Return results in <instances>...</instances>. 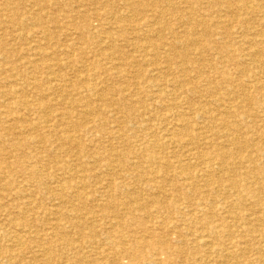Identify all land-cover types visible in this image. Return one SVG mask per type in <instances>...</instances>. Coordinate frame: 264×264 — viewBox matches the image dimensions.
I'll list each match as a JSON object with an SVG mask.
<instances>
[{
    "label": "rangeland",
    "instance_id": "374dc122",
    "mask_svg": "<svg viewBox=\"0 0 264 264\" xmlns=\"http://www.w3.org/2000/svg\"><path fill=\"white\" fill-rule=\"evenodd\" d=\"M136 1L135 0H121V1L120 0H96V2H95V0H92V2H91V0H54L53 2L56 5L47 4V6L44 8L42 6L37 7L36 6V0H0V57L2 58V59L0 58V102H1L0 103V167H1L0 168V170H1L0 171V264H27V263L28 264H42L43 262L46 263V261L49 262V260H50V262L48 264H99V263L100 264H155V263L156 264L157 263H159V264H163V263L164 264H172V263L173 264H176V263L177 264H192V263L193 264H199V263L206 264V261H208L209 264H212V263L215 264V262L218 264H220V263L227 264L226 262L229 263L230 259H231V262L229 264H233V263H235V264L236 263L237 264H241V263L247 264L249 262H250V264H255V263L264 264V259H262V258H264V256L260 257L261 254L264 255V245H262V244H264V238H262V241L260 238V237H264V232H261V231H264V218L261 217L262 215H259L260 213L264 214V201H262V199H264V198H262V197H264V190H262V189H264V180H262L261 182L259 181L261 179H264V177H262V176H264V175H262V174H264V171H262V170H264V167H262V166H264V161H261V160H264V146H262V145H264V116H262V115H264V103H262V102H264V88H262V86H264V79H262V78H264V77L261 76V75H264V74H262V73H264V70H262V69L260 70V68H264V66H262V65H264V62H262V61H264V54H262V53H264V20H262V19H264V0H261V1L260 0H221V1L220 0H206V1L205 0H179V1L178 0H173V1L172 0H163V1L162 0H136ZM212 1H214V3ZM217 1H218V3H217ZM233 1H234V3H233ZM242 1H243V4H242ZM256 1L259 4H257ZM235 2H236V4H235ZM201 3H202V5H201ZM239 3H241V5H239ZM171 4L175 5V11L176 12H167L170 10L169 8H170ZM198 4H200V5H198ZM214 4H215V6H214ZM247 4L252 6V9H253V10H251L252 13L246 12L244 9H242V5H247ZM127 5H128V7H127ZM258 5H260V6H258ZM139 6H141V7H139ZM178 8H179V10H178ZM206 8H207V10H206ZM217 8H219V11ZM234 8L236 9V11H234L235 10ZM146 9H147L148 13L145 12ZM132 10H133V12H132ZM158 10L159 11L160 10L165 11V15H164L165 17H163L164 23L162 22L163 27L155 25V23H157V19H159V15H160L157 13ZM189 10L191 11V13ZM150 11H152V12H150ZM225 11H226V13H225ZM220 12H223V13H220ZM240 12H242L243 14H241ZM217 13H220L221 15L217 14ZM196 14H198V15H196ZM203 14H205V15L207 14V15L205 16ZM230 14L232 15V17L230 16ZM234 14H236V15H234ZM253 14H254V16H253ZM213 15L215 16V18ZM115 16H116V18H115ZM128 16L129 17L131 16V18L128 19L127 18ZM156 16H158V17H156ZM192 16H193V18H192ZM212 16H213V18H212ZM208 17H210V18H208ZM145 18H147V19H145ZM185 18H186V21L184 20ZM255 18H256V20H255ZM131 19H132V21H130ZM152 19L156 22L153 23L154 21H152ZM208 19H209L210 23H208L209 21L206 22ZM229 19L232 21H230ZM196 20H198V21H196ZM248 20H249V22L250 21L251 22L249 23ZM12 22H16L17 25L13 26ZM123 22H124V25H123ZM131 22H132V24H131ZM165 22H167V23H165ZM197 22H199L201 25H198ZM111 23H113V25ZM144 23H146V25L147 24H149V25L146 26ZM216 23L219 24L218 27H217ZM248 23H249V25H248ZM179 24H180V26H179ZM118 25H119V27H118ZM152 26L153 27L156 26L154 28L156 31H154V29L151 28ZM171 26L174 27L176 30L174 28H171ZM139 27H141L142 30H140L141 28H139ZM160 27H161V29H160ZM128 28H129V30H128ZM143 28L144 29L148 28V30L146 29L147 34L145 32L146 30L144 31ZM163 28H165V29H163ZM113 29H115V30H113ZM213 29H215V30H213ZM243 29L246 30V32ZM248 29H249V31H248ZM44 30L46 31V33L43 32ZM95 30L98 32H96ZM111 30H113V31H111ZM105 31H106V33H104ZM115 31H117V32L120 31L121 33L118 32L119 33L118 34ZM148 31L150 32V35H149ZM170 31H171V33H170ZM192 31H194V32L192 33ZM204 31H206L207 34L210 35V38L203 35ZM211 31H212V33H211ZM100 32H101V34H99ZM141 32H142L143 37L141 35ZM159 32H161V33H159ZM182 32H184V33H182ZM215 33H217L218 36ZM256 33L257 34L260 33L262 35L257 36ZM177 34H178V36H176ZM184 34H186V35H184ZM145 35H147V36H145ZM152 35H154L155 37L154 36L152 37ZM189 35H191V36H189ZM166 36H167V38H166ZM180 36L181 37L183 36V38H181ZM92 37H93V39H92ZM190 37L192 38L194 43L192 42ZM252 37H253V39H252ZM99 38L101 39L100 41H98ZM180 38H181V40H179ZM201 38L202 39L204 38V39L202 40ZM115 39L116 40L118 39V41H116ZM147 39L150 40L151 43ZM183 39H186V40L183 41ZM154 40H155V42H154ZM245 40L248 42L246 43ZM83 41L85 44L83 43ZM103 41H105V42H103ZM106 41L108 44H106ZM174 41H176V42H174ZM243 41H244V44H243ZM249 41H251V43ZM134 42H135V44H134ZM224 42H225V45L227 44L226 46H224ZM229 42H230V44H228ZM123 43L125 44V46ZM152 43L155 45H153ZM249 43H250V46H249ZM105 44H106V46H104ZM114 44H116V45L114 46ZM132 44H134V46ZM160 44H161V48H160ZM179 44H180V46H179ZM193 44H194V46H193ZM210 44H211V46L213 45V47H211ZM233 44L234 45L236 44V46H234ZM146 45L151 47V48L148 47L149 48L148 49ZM190 45H191V47H190ZM165 46H166V49H165ZM208 46H209V48H207ZM256 46H258V47H256ZM123 47H124V49H123ZM142 47L143 48L145 47V49L144 50L141 49ZM241 47H243V48H241ZM116 48H118L119 50ZM153 48L155 50H153ZM98 49H99L100 53L98 52ZM189 49H191L192 51ZM200 49H202V50H200ZM221 49L223 50V52ZM240 49H242V50L244 49V50L241 51ZM124 50H126V51L124 52ZM142 50H143V53L141 52ZM170 50H171V53H170ZM173 50H174V52H173ZM165 51H167V52H165ZM250 51L252 52V54ZM83 52H84V54H83ZM111 52H112V54H111ZM133 52H135V53H133ZM154 52L156 53V55ZM199 52L200 53L202 52V54H199ZM124 53H126V54L124 55ZM210 53H212V54L210 55ZM107 54H108V56H107ZM231 54L234 56H232ZM249 54L251 56H249ZM157 55H159V56H157ZM165 55H166V57H165ZM175 55H177L178 58H175V60H173ZM228 55H229V57H228ZM259 55H260V57H259ZM150 56H151V58H150ZM111 57H112V59H111ZM256 57H257V59H256ZM180 58L182 60L184 59L182 64H181L182 61ZM227 58H230V59H228V61H227ZM251 58H253V59L251 60ZM103 59H105V60H103ZM169 59H172V61H169ZM66 61L68 64L66 63ZM132 61H134V62H132ZM252 61H254V62H252ZM232 62H234V63H232ZM236 62L238 63L239 66L236 65L237 64ZM257 62H261V63L258 64ZM96 63H97V65H96ZM104 63H105V65H104ZM154 63H155V65H154ZM214 63H215V65H214ZM250 63H251V65H250ZM91 64H92V66H91ZM106 66H108V67H106ZM163 66H164V68H163ZM183 66H185V67H183ZM254 66H255V68H253ZM28 67H29V69H27ZM35 67H37V68H35ZM43 67H44V69H43ZM102 68H103V71H102ZM214 68L216 70H214ZM98 69H100L101 71H99ZM238 69H240V71ZM251 69H253V70L251 71ZM28 70H29V73H28ZM204 70H205V72H204ZM241 70L242 71L246 70V71L242 72ZM42 71H43V73H42ZM94 71H96V72H94ZM142 71H143V75H142ZM174 71H176V74ZM197 72H198V74H197ZM216 72L219 74L218 76L216 75ZM260 72H261V74H260ZM94 73H95V75H94ZM97 73H98V75H97ZM44 74H45V76H44ZM62 74H63L64 78L62 77ZM229 74H230V76H229ZM257 74H259V75H257ZM100 75H101L102 79L100 78ZM116 75H117V77H116ZM135 75H136V77H135ZM157 75H158V77H157ZM17 76H19V77H17ZM27 76H29V77H27ZM109 76H111V77H109ZM120 76H122V77H120ZM188 76H189V78H188ZM194 76H196V78ZM123 77H125V78H123ZM204 77H205V79H204ZM211 77L213 78V80ZM112 78H113V81H112ZM138 78H140V79H138ZM152 78L154 81L152 80ZM244 78H246V79H244ZM25 79H26V81H25ZM55 79H56V81H55ZM104 79H106V81ZM92 80L94 82H92ZM109 80H110V82H109ZM158 80H159V83H158ZM247 80H249V81H247ZM20 82H22V83H20ZM32 83H33V85H32ZM89 83L91 85H93V84L94 85L91 86ZM200 84H201V86H200ZM73 85H74V87H73ZM102 85L104 86V88ZM212 85H213V87H212ZM258 85H261V87ZM107 86H109L110 88H108ZM218 86H219V88H218ZM245 86H246V88H248V90L245 88ZM256 86H258L259 88ZM105 87H107V89H105ZM143 87L147 88V89H143ZM155 87L158 89V91L156 90V92L154 90ZM160 87H161V89H160ZM34 88H36V89H34ZM257 88H258V90H257ZM77 89L80 90V92ZM152 89L154 92L152 91ZM188 89H190V90H188ZM88 90H89V92H88ZM75 91H76V93H75ZM77 91L79 93H77ZM180 91H181V93L182 92L183 93L180 94ZM188 91H189V93H188ZM211 91H213L212 94H211ZM215 91L217 94H215ZM239 91H240V93H239ZM254 91L256 93H254ZM19 92H21V93H19ZM168 92H169V95L171 97L168 95ZM171 92L173 95L171 94ZM207 92L209 94V97H207L208 96ZM24 93H25V95H24ZM97 93L98 94L100 93V94L98 95ZM78 94H79V97L81 99L83 98L82 100L78 98ZM118 94H120V95H118ZM227 94H228V96H227ZM213 95H215L216 97ZM86 96H87V98H85ZM103 96H104L105 100L103 99ZM105 96L107 99L105 98ZM196 96H197V98H196ZM224 96H227V98H225ZM233 96H234V98H233ZM161 97H166V98H161ZM182 97L187 102H185ZM57 98H59L60 100L59 99L57 100ZM75 98H77L78 101ZM132 98H133V100H131ZM174 98H175V100H174ZM218 99H220V101ZM230 99H231V101H230ZM232 99L234 101H236L237 103H239L240 105H238ZM242 99H243V102H242ZM123 100H125V101H123ZM225 100L227 103L225 102ZM254 100H255V102H254ZM257 100H260V101L258 102ZM60 101H61V103H60ZM81 101H83V102H81ZM148 101H149V103L150 102L151 103L149 104ZM180 101H181V105L179 103ZM216 101L218 104L216 103ZM66 102H68V103H66ZM156 102H157V104L159 103V105H157ZM184 102L186 104H189L188 102H190V104L192 106L190 104L185 105ZM131 103L134 106H132ZM247 103H249V105L251 107L247 108L248 107ZM56 104H57V106H56ZM94 104H96V105H94ZM124 104H126V105H124ZM253 104H254V106H253ZM53 105H55L56 107ZM129 105H131V106L128 107ZM237 105H238V108H237ZM96 106L98 108L99 107L100 108L97 109ZM162 106L163 107L165 106V107L163 108ZM243 106H244V109H243ZM255 106H257V107H255ZM73 107H74V109H73ZM131 107H132V110H130ZM167 107H168V109H167ZM171 107H173V108H171ZM183 107L185 110L183 109ZM214 107H215L216 111H215ZM152 108H153V110H152ZM255 108H256V110H255ZM39 109L41 111H39ZM81 109H82V112H81ZM123 109H124L125 113H123ZM134 109H136V111ZM196 109H198L197 110L198 112L196 111ZM224 109L228 110L229 112L224 110ZM88 110H89V113H88ZM130 111L132 113H130ZM169 111H171V112H169ZM189 111L192 113L191 114L192 117L189 115V113H190ZM253 111H254V113H253ZM256 111L259 113H257ZM91 112L94 115H92ZM174 112L176 115L174 114ZM193 112H195V113L193 114ZM118 113H119V115H118ZM199 113H200V115H199ZM228 113L231 116L228 115ZM75 114H76V116H75ZM82 114H84V115L82 116ZM129 114L131 116H129ZM181 114H182V116L184 115L183 119L181 117ZM212 114H214V116ZM89 115H91V116H89ZM113 115L117 116L118 119H117V117H115ZM171 115L172 116L175 115L177 118H175L174 116L171 117ZM197 115L199 116V118ZM247 115H248V117H247ZM251 115L253 116V118ZM58 116L61 119L60 118L58 119ZM80 116H82V117H80ZM138 116H140V117H138ZM162 116H163V118H161ZM227 116H230V117L227 118ZM242 116H243V120H242ZM56 117L58 120L57 119L55 120ZM157 117H159V118H157ZM178 117H181V118L178 119ZM186 117H189V118H186ZM209 117H210V119H209ZM73 118H75V119H73ZM141 118H142V123H141ZM171 118L174 120V123H173ZM200 118H202L203 120L202 119L199 120ZM204 118H206V119H204ZM250 119H254V120H250ZM105 120H107V122ZM159 120H161V121H159ZM179 120L183 121V123L180 122ZM208 120H210V121H208ZM245 120H246L247 124H246ZM60 121H62V122H60ZM110 121H111V123H110ZM115 121L117 123H119L117 126H116L117 123ZM189 121L190 122L193 121V122L189 123ZM226 121L227 122L229 121L228 123L230 125L232 124L231 125L232 128H230L229 124L227 125ZM232 121H233V123H232ZM159 122L162 124L159 125ZM164 122L166 125L163 124ZM197 122L199 124H201V126L198 125ZM207 122H209V123H207ZM137 123H140V124H137ZM217 123H219V124H217ZM240 123L241 124L243 123L242 124L243 127L241 126ZM259 123L261 124L262 127L260 126ZM45 124H47V125H45ZM142 124H144L146 126V128L143 127ZM183 124H187L186 126H188V127L183 126ZM189 124H191L190 127H189ZM193 124H195V125H193ZM208 124H210V126ZM221 124H222V126H221ZM137 125H140V127ZM141 125H142V127H141ZM155 125H156V127H155ZM197 125L199 128L196 127ZM225 126H227V127H225ZM193 127L195 128L194 131H196L197 133H195L193 131V129H194ZM210 127H212L211 128L212 130L210 129ZM224 127H225L226 131H225ZM149 128H150V130H149ZM185 128L186 129L188 128L187 129L188 131L187 130L185 131ZM217 128H219L220 134H219V132H217V130H218ZM236 128H238V130L240 128L241 130L237 131ZM167 129H169V130H167ZM197 129H199V130H197ZM207 129H208V131H207ZM220 129L222 130V132ZM230 129L233 131V134L230 133V132H232ZM260 129H262L261 130L262 132L260 131ZM143 130L145 133L143 132ZM179 130L183 134H181ZM246 130H249L248 132H252L253 134L248 133ZM177 131H179V132H177ZM182 131H184V132H182ZM199 131H201V132H199ZM205 131H207V133H209V134H207ZM129 132L131 134H129ZM176 132L178 134H180V136ZM246 132H247V135H246ZM234 133H236V134H234ZM254 133H255V135H254ZM161 134H162V136H161ZM167 134H169V135H167ZM173 134H175V138L173 137L174 136ZM196 134H198V135H196ZM155 135H156V137H155ZM239 135H241V138ZM138 136H139V138H137ZM181 136L182 137L185 136V137L182 138ZM194 136L201 137V139L196 138ZM219 136H221V137H219ZM232 136L233 137L238 136V137L233 138ZM127 137H129L128 140H127ZM154 137L157 138L156 141H155ZM161 137H163V138H161ZM217 137H218V140H217ZM252 137H254V138H252ZM258 137H260V138H258ZM10 138H12V139H10ZM146 138H149V139H146ZM213 138L216 139V143H215V139H213ZM261 138H262V140H261ZM189 139H191V140H189ZM224 139L227 141V143ZM235 139L243 145H241L237 141H234ZM250 139H252V140H250ZM147 140L148 141L150 140V141L147 142ZM180 140L183 142H181ZM204 140H206V142ZM139 141H141V142H139ZM152 141H154V142H152ZM174 141H176L177 143ZM188 141L191 142L190 146H188L189 145ZM143 142H144V144H143ZM150 142H152V143H150ZM192 142H193L194 146L192 145ZM201 142H202V144H201ZM203 142H205V144ZM219 142H220V144L221 143L222 144L219 145L218 144ZM114 143H116V144H114ZM121 143H123V145H121ZM153 143L154 144L156 143L155 146ZM186 143H188V144H186ZM198 143H200V144H198ZM168 144H170V145L173 144V145H171L172 147L170 148V145H168ZM223 144H225V147ZM27 145H28V147H27ZM199 145L201 147H199ZM128 146L130 148H128ZM185 146L187 147V149ZM208 146H210V147L208 148ZM214 146H215V148H214ZM230 146H231V148H230ZM117 147H119V148H117ZM155 147L158 148L157 151L155 150L156 149ZM179 147L180 148L182 147V148L180 149ZM217 147H219L221 150H219V148H217ZM234 147H235V149H233ZM7 148H9V150ZM191 148L192 149L194 148L195 150L194 149L192 150ZM124 149H125V151H124ZM159 149H161L162 151ZM196 149H198V152ZM214 149L217 151L219 150V152H216ZM227 149H229V151ZM248 149H249V152L247 151ZM129 150L131 153L129 152ZM191 150H192V152L196 151V152H193L194 155H192L193 153L190 152ZM148 152H149V154H148ZM156 152H158V153H156ZM242 152H244V154L246 153L248 155H244ZM1 153H3V154H1ZM95 153H97V155ZM118 153H120V154H118ZM134 153L136 155H134ZM172 153H174V155H172L170 157L169 154H172ZM196 153L198 154L199 157L201 156L200 155L201 153H202V157L203 156H205V157L199 158L196 155ZM84 154H85V156H84ZM145 154L147 155V157ZM178 154H181L183 156H180ZM230 154H231V156H233L232 158H231ZM1 155H2V157H1ZM78 155H79V157H78ZM111 155H113L115 158ZM189 155H190V157H189ZM80 156H82V158H80ZM105 156H107L108 158H106ZM137 156H138V158H137ZM156 156L158 158H160L159 162H161V163H159V162L156 163L158 161V160H156V159H158ZM161 156L162 157L164 156L165 159L162 158ZM192 156H194V157L191 158ZM225 156L227 158H225ZM246 156H248V159H246ZM252 156H254V157H252ZM260 156H262V157H260ZM121 157H122V159H121ZM174 158L176 160H175V162L174 161L172 162L171 159L174 160ZM183 158L186 160V162ZM205 158L208 160H206ZM218 158H220V159H218ZM233 158H234V160H233ZM241 158L243 159V161ZM162 159H164L163 161H165V162H163ZM211 159H212V161H211ZM222 159H225V160H222ZM238 159H240V160H238ZM132 160H134V161H132ZM197 160H199V161H197ZM204 160L208 163L204 162ZM209 160H210V162H209ZM147 161L149 163H151L152 168H150V165ZM166 161L168 163L167 165H166ZM194 161H195V163H193ZM223 161H224V163H223ZM230 161L231 162L233 161L234 163L235 162L236 163L234 164L233 162L231 163ZM178 162H179V164H178ZM201 162H203V163L201 164ZM256 162H258V163H256ZM124 163H126V164H124ZM128 163H129L131 168L129 167ZM133 163H134V165H133ZM146 163L149 165V167ZM163 163L165 164L164 165L165 167L163 166L164 168H166V166L168 167V169L170 167L172 168V169L171 168L169 169L170 174H168L167 168L164 169L162 166L160 167V165H162ZM199 163L201 165H199ZM207 164L208 165L210 164L209 167H212V168H209L207 166ZM258 164L260 166H257ZM86 165H87V167H86ZM103 165H105V166H103ZM187 165H188V167H187ZM75 166L79 170H77V168ZM133 166H134V169H133ZM196 166H198V167H196ZM253 166L255 168H253ZM85 167H86V169H85ZM111 167H112V169H111ZM120 167H121V169H120ZM182 167L184 169L186 167L187 168H186V170L182 171L183 170ZM194 167H196V168L194 169ZM241 167H243V168H241ZM258 167H260V168H258ZM107 168L109 169V171ZM136 168H139V169L137 170ZM147 168L153 169V171L151 170V172H150V170ZM154 168H155V171H154ZM161 168H163V169H161ZM189 168H190V171L188 170ZM230 168L232 170H230ZM239 168H240V170H239ZM32 169H34V170H32ZM103 169H104V171H103ZM146 169L148 172L146 171ZM176 169H178V170H176ZM218 169L220 171H223L222 174H220L221 172ZM222 169H224V170L226 169V170L224 171ZM241 169L242 170L245 169V171L244 170L242 171ZM246 169L249 172H246L247 171ZM118 170L119 171L121 170L120 172H122V170H123V172L120 173ZM252 170H255V171H252ZM80 171H82V172H80ZM198 171H199V173H198ZM259 171H261V172L259 173ZM37 172H39V173H37ZM105 172L107 175L105 174ZM132 172H133V175H132ZM144 172L146 173L145 176L143 174ZM188 172H190V173H188ZM192 172H195V173H192ZM204 172H205V174H204ZM33 173H35V174H33ZM98 173L99 174L101 173V175H99ZM112 173H114V176ZM148 173L150 175H148ZM212 173H213V175H212ZM216 173L219 175H217ZM239 173L242 174V176ZM251 173L254 175H251ZM110 174H112V175H110ZM184 174H186V176ZM189 174L190 175L193 174V175L189 176ZM229 174L230 175L234 174V175L232 177V175L230 176ZM243 174H245L246 178L243 176ZM260 174H261V176H260ZM79 175H81V176H79ZM92 175H93V177H92ZM115 175L117 177L116 180H115ZM135 175H137V176H135ZM173 175H175V176H173ZM182 175H183V177H182ZM215 175H216V177H214ZM65 176L67 178L68 177L69 178L67 179ZM199 176L201 177L202 180L199 178ZM204 176H205V178H203ZM217 176L222 181L215 179V178H217ZM219 176H221V177H219ZM247 176H249V177L247 178ZM251 176H252V178H251ZM254 176L256 177V180H258V181L252 180V179H254ZM11 177H12V179H11ZM73 177H75V178H73ZM91 177L93 179H91ZM113 177H114V179H113ZM126 177L128 180L129 179L130 180L128 181L126 179ZM188 177H191L192 182L195 180H196V182L190 183L191 179H189ZM227 177L229 179L233 178L232 179L233 181L232 180L229 181V179ZM120 178H121V180H120ZM51 179H53V180H51ZM109 179H111V181H109ZM140 179H141V183H140ZM158 179L160 181L156 182V181H158ZM161 179H163L165 181L170 180V182H168V181L166 182V184L168 186L165 184V182H162L163 180H161ZM171 179H172L173 183L171 182ZM176 179H178V180L175 181ZM5 180H6L7 184H6ZM34 180H35V182H34ZM91 180H92V182H91ZM203 180L204 181L206 180V181L204 182ZM225 180H228L227 182H228V184L229 183L230 184L228 185ZM142 181H144V182H142ZM187 181H188V183H186ZM201 181L204 182L205 184L210 181V183H213V184H209V183L207 185H205L203 183L200 184ZM239 181H240V183H239ZM36 182H37V184H36ZM39 182H41V183H39ZM78 182H79V184H78ZM95 182H97V183H95ZM146 182H148V183H146ZM153 182H155V183H153ZM181 182H182V184H181ZM243 182L247 183V185H249L248 187L250 189L247 187V185L245 183L243 184ZM24 183H25V185L27 184L26 187L23 186ZM34 183H35V185H34ZM108 183H109V186H108ZM119 183L120 184L123 183V184L120 185ZM161 183H162V185H161ZM217 183L220 185V188L218 187L219 185ZM81 184H83V185H81ZM91 184L94 186H92ZM185 184H186V186L188 185L189 187H186ZM238 184H239V186H238ZM119 185H120V187L121 186L122 187L118 188ZM157 185L159 188H160V186H162L161 187L162 190H161V188L157 189L158 188ZM172 185H174V187H175L173 191H172V189H173ZM250 185L252 187H250ZM169 186H172V188ZM179 186L180 187L182 186L183 188H180ZM192 186L193 187L195 186L196 189L193 188ZM204 186H207V187L203 188ZM213 186L216 189H214ZM228 186H229V188H230V186L231 187L233 186L234 189L229 190ZM245 186L248 188L249 191H251V190L253 191L254 195L257 196V199L259 201L256 200V196H254L252 192H248L244 188ZM7 187L9 188V190L7 189ZM99 187L100 188L102 187V188L100 189ZM129 187H130V189H129ZM131 187L134 188L135 190L138 189V191L135 192V190H134L133 191L134 194H133ZM201 187H202V189H201ZM225 187H227V188L224 189ZM81 188L83 190H81ZM94 188H95V190H94ZM122 188L125 190H122ZM155 188L157 190H161L162 192L155 190ZM190 188L195 189L196 192H194L193 189L190 190ZM198 188H200L201 190ZM212 188L214 189V191L212 190ZM237 188H238V190H237ZM243 188H244V192H242ZM30 189H32V190H30ZM113 189H114V192H113ZM118 189L120 190V192ZM176 189L177 190L179 189V192H178L179 194H177ZM186 189H187V191H186ZM127 190H128L129 194L127 193ZM140 190H141V193L139 192ZM199 190H200V192H199ZM207 190H209V192ZM224 190H226V192H224ZM90 191L92 193H90ZM96 191L98 192V194ZM153 191H155V192H153ZM183 191H184V193H183ZM191 191H193V192H191ZM197 191H198V193H197ZM239 191H240V193H239ZM256 191H257V193H256ZM50 192H52V194ZM104 192H106V195L109 192L110 194H108V195H110V197L109 196L107 197L104 194ZM121 192L123 194L124 193L125 194L123 195ZM150 192H152V193H150ZM166 192H168V193H166ZM171 192H173L175 195L173 193H172L173 194L172 195ZM231 192H233L234 195ZM143 193H146L145 196ZM163 193H164V197H163ZM200 193H202V194H200ZM237 193H239L240 198H239ZM244 193H246V195ZM191 194H193L195 197L192 195L193 198H190V197H192V196H189ZM203 194H204V196H203ZM206 194L208 195V197ZM212 194L216 195V197L213 196ZM42 195H43V197H41ZM117 195H118V198L120 197L119 199H117V197H116ZM140 195H142V196H140ZM156 195H158V197ZM165 195H167L168 199L166 198ZM176 195H179V196H176ZM180 195H182L181 198H180ZM221 195H222V199L220 198ZM247 195H248V197H247ZM252 195L254 196V200H253L254 202L250 200V199H252ZM20 196H22V197H20ZM125 196L131 197V198H127V197L125 198ZM159 196L161 198H159ZM184 196H185V198H184ZM200 196H201V199H200ZM234 196H236L237 199ZM111 197L113 199H111ZM172 197L174 198L173 200H172ZM175 197H177V198H175ZM204 197L208 198V199L210 198V199L205 200ZM223 197L225 198L226 202L224 201ZM25 198L28 199L29 201L26 200ZM96 198H98V199H96ZM152 198L155 202L152 200ZM183 198L185 201L188 200L189 205L186 202L187 203V206H186ZM238 198H239V200H238ZM241 198L243 199V201L245 200L246 202H248L250 204V206L248 203H245V201L244 202L241 201L242 200ZM17 199H19V200H17ZM37 199H38V201H37ZM181 199H182V201H180ZM199 199L201 200V202L199 201ZM247 199H249L250 201H248ZM124 200H125V202H124ZM146 200L148 202L150 201L149 202L150 204L147 203ZM190 200H191V202H189ZM194 200H197L196 203H194L195 202ZM234 200H236V202H234ZM23 201L24 202L26 201V202L24 203ZM55 201H57L59 203H57V202L55 203ZM68 201H70V202H68ZM93 201L96 204H94ZM171 201H172V205H171ZM174 201H176V202L178 201V202L176 203ZM205 201H206V203H205ZM257 201H258V203H257ZM111 202H113V203H111ZM134 202L136 203V206H135ZM153 202H154V204H152ZM160 202L161 203L164 202L166 206L164 204H161ZM231 202L235 203L234 205L237 204L238 206L232 205ZM252 202L256 206L254 204H252ZM26 203L28 205H26ZM119 203L121 204V206L119 205ZM192 203L194 205H192ZM203 203H204V205H202ZM158 204H160V205L158 206ZM198 204L200 206V209L202 208V211L199 209ZM228 204H230V205H228ZM97 205L99 206V208ZM124 205L126 207H124ZM140 205L142 206L143 210H145L147 213L144 211H141L142 208ZM145 205H146V207H143ZM173 205H175V206H173ZM226 205H227V210L225 209ZM242 205H244V207L247 206L246 207L247 210H246V208L242 207ZM116 206H117V208H116ZM193 206L198 207L197 209L196 208L193 209L194 212H192ZM222 206L224 207L225 211L223 210ZM230 206H232V207H230ZM109 207H111V208H109ZM159 207H161L162 211L165 208V210L163 212L166 213L167 215L164 214L159 209ZM181 207H183V208L189 207V209L191 207L190 210H192V211H190L189 209H186V208L182 209ZM229 207H230V209H228ZM241 207L243 208V210ZM124 208H126V210ZM144 208H146V209H144ZM166 208H168L167 211H166ZM249 208H251V209L253 208L254 212L253 211L250 212L251 209L248 211ZM257 208L259 209L260 213L258 212ZM107 209H109L108 210L109 214L107 212ZM174 209H175V211L177 210L176 211L177 213H175ZM77 210L80 212H78ZM136 210L141 211V213L143 212L142 213L143 215L141 213H139V211L137 213ZM178 210H180V211H178ZM184 210H186L187 212ZM196 210H198L199 214L197 213ZM133 211H135V212H133ZM195 211H196V213H195ZM226 211H228L232 214H230ZM236 211H238V213ZM245 211L247 214L245 213ZM255 211H257V212H255ZM120 212H122V213H120ZM130 212H132V214H134V215H132ZM160 212L162 213V215ZM169 212H171L170 215H168ZM178 212H183L184 216L186 218L184 216L180 215L179 217H182V218H180L181 219L180 220L179 217L177 216V215H179ZM191 212L194 215H192ZM223 212L227 213L226 216H224ZM129 213L132 216H130ZM144 213H146L145 215L148 218L146 216L144 217ZM151 213L154 215V218H153V215ZM183 213H180V214H183ZM241 213H243V214H241ZM250 213L253 215H250ZM110 214H112V215H110ZM115 214H118V215H115ZM128 214H129V216L127 217ZM148 214H149V216H148ZM195 214L196 215L198 214V215L196 216ZM233 214L235 215V217H232ZM240 214L243 217L239 216ZM245 214L247 216H245ZM101 215H103V216H101ZM105 215H108V216L105 217ZM120 215H121V217H120ZM227 215H230V217ZM81 216L84 217V219ZM142 216H143V218H142ZM195 216H196V219H195ZM201 216L203 219L201 218ZM252 216H254V217H252ZM93 217H94V219L92 220ZM244 217L246 218V220L249 219L247 221H250V222L248 223ZM255 217L258 220H256ZM38 218H39V220H38ZM105 218H107V219H105ZM155 218H157V219H155ZM217 218H219V219H217ZM235 218H238L239 221L236 220ZM142 219H144V221H142ZM147 219H148V221H146ZM153 219H155V220H153ZM171 219H172V221H171ZM204 219H207V220H204ZM209 219H211L212 222H210ZM241 219L242 220L244 219V221H246V222L242 221ZM23 220H25V222ZM152 220H153V222H152ZM164 220H166L167 222ZM178 220H180V221H178ZM186 220H187V222H186ZM203 220L206 222H204ZM222 220L225 222V225L223 224L224 222ZM226 220H227V222H226ZM232 220L234 221L233 224L231 222ZM254 220L256 222H254ZM35 221H37V222L35 223ZM94 221H95V223H94ZM122 221H124V222H122ZM150 221H151V223H150ZM197 221L198 222L200 221V222L198 223ZM207 221L210 223H208ZM235 221L238 225L235 224ZM86 222H89V223H86ZM118 222L120 224L122 223L123 225L120 226ZM176 222H178V223H176ZM179 222H181V223H179ZM213 222H215L214 226L212 224ZM251 222L253 225L250 224ZM116 223H117V225H119L120 228L116 225ZM125 223H126V225H125ZM163 223L165 226L163 225ZM200 223H202L201 225L203 227L198 226V225H200ZM113 224H115V225H113ZM152 224H154V225H152ZM155 224H156V226H155ZM167 224H169L170 226L169 225L167 226ZM177 224H179L178 226H180V225L181 226L178 227ZM243 224H245L244 225L245 228H244ZM9 225H11V227H9ZM18 225H20V226H18ZM204 225H205V227H204ZM216 225L218 228L220 227L221 229L219 228V230H218ZM223 225H224L225 229L223 228ZM247 225H249V226H247ZM254 225H256V226H254ZM104 226H106L105 229H104ZM107 226L111 227V229H114V232H112V230H108L110 228H107ZM113 226H115V227L113 228ZM130 226H131V228H130ZM132 226H133V228H132ZM145 226H147V228H145ZM174 226L175 227L177 226L176 230H175ZM234 226L238 229V232H236L237 229ZM239 226H241V227L243 226L242 229ZM252 226L253 227L259 226L260 229L258 227L253 228ZM73 227H74V229H73ZM193 227H195V228H193ZM199 227H201L202 229L204 228V229L202 230ZM246 227L249 229L253 228V230H251L252 233L249 232L250 230L246 229ZM250 227H252V228H250ZM57 228H59V229H57ZM125 228H127V229H125ZM184 228H185V230L188 229V232L184 231V233H183L182 230ZM189 228H191V230H193V232H191V230ZM211 228H213V229H211ZM215 228H217V229H215ZM124 229H125V231H124ZM159 229H160V231H159ZM165 229H166V231L169 229L168 232L165 233ZM195 229L197 231L200 230V232L199 233L196 232ZM256 229L257 230L259 229L262 234H260L259 230L256 232ZM58 230H60V231H58ZM105 230H107L108 232ZM156 230H158L159 233ZM189 230L191 233L194 234V235L192 234V237L190 236L191 233L189 232ZM169 231H171L170 234H169ZM201 231H203V232H201ZM219 231H220V234H219ZM227 231H228V233H227ZM234 232H236L238 234H236ZM253 232H254V234H253ZM62 233H63V235H62ZM112 233L114 236L112 235ZM188 233H189V235H188ZM239 233H240V236H239ZM64 234H65V236H64ZM182 234H183V236L184 235L185 236L182 237ZM207 234H209L210 236ZM211 234H214L213 238H212ZM234 234H236V235H234ZM250 234H251V236H250ZM110 235L112 237V238H110L111 241L109 239ZM136 235H138V236H136ZM149 235H151V236H149ZM218 235H222V236H218ZM224 235L225 236L227 235V237H225ZM228 235L229 236L232 235L230 237V239L228 238L229 237ZM241 235H243V236L241 237ZM259 235H260V237H259ZM116 236H117V239H116ZM193 237L194 238L200 237L202 239L198 238L197 239L198 243H197V242H195L196 239H194ZM207 237H209V238H207ZM214 237L216 239H214ZM236 237H238V238L241 237V240H244L245 243L247 241V243L244 244L242 241H240V239H237ZM243 237H245V238L242 239ZM251 237L252 238L254 237V238L252 239ZM257 237H259V238L256 239ZM18 238H20V239H18ZM190 238H191V240H193V239L195 240V241L194 240L192 241V244H195L196 246L191 244ZM203 238H205V239H203ZM211 238H212V240H211ZM224 238H226V239H224ZM112 239H114V241H112ZM154 239H156V241ZM175 239H176V241H175ZM182 239L185 241L184 243H183ZM219 239L220 240L224 239V240L220 241ZM233 239L236 240V243L238 244L239 247L236 245V243H235V241H233ZM14 240H15V242H14ZM157 240H159V241H157ZM214 240H215V242H212ZM216 240H217V242H216ZM133 241H134V243H132ZM186 241H188L189 243ZM200 241H202V242H200ZM206 241H209L208 243H210V244L207 245L208 243ZM224 241H225V243H224V245H222V243ZM249 241L250 242L252 241V242L250 243ZM258 241H260V242H258ZM114 242H117V243H114ZM129 242H131V243H129ZM175 242L177 245H175ZM226 242L232 247L230 248V246ZM161 243H162V245H161ZM181 243L183 245H181ZM204 243L206 244L207 248H206ZM212 243H214V244L212 245ZM16 244H18V246ZM128 244H130V245H128ZM131 244L133 246H131ZM216 244H220V248H219V245H216ZM233 244H235L237 247ZM247 244H249V245H247ZM254 244L256 246L252 247ZM259 244H261V245H259ZM175 246H177V249L175 248ZM178 246L180 248H178ZM183 246H185L187 249ZM209 246H211V247L209 248ZM243 246H245V248H247V247L249 248V250L247 249L248 250L247 253H246L247 250L245 248H243ZM2 247H3V249H2ZM168 247H169V250H168ZM188 247L190 248V250ZM198 247H199V249H198ZM258 247H259V249H258ZM7 248H9V249H7ZM130 248H131V250H130ZM160 248H162L163 250ZM164 248H165V250H164ZM181 248L182 249L184 248L185 250H182ZM221 248H222V250H221ZM256 248L258 249V251ZM1 249L3 251H1ZM38 249H39V251H38ZM175 249L178 251H175ZM238 249H239V251H238ZM244 249H245V251L243 253ZM224 250L226 252L228 251V253H224L225 252ZM255 250H256V252L254 253ZM193 251L194 252L196 251L197 254H196V252L194 253ZM235 251H237V252H235ZM40 252H42V254ZM198 252L199 253L201 252L202 254L200 253V255H199ZM260 252H261V254H260ZM183 253H185V255ZM207 253L210 255V258H209V255ZM237 253H239V254H237ZM251 253H253V255H251ZM100 254H102V255H100ZM119 254H121V255H119ZM189 254H191V256H193V255L194 256L191 257ZM203 254H205V256H203ZM225 254L227 257H225ZM255 254H258V256L261 259H259V257L257 255H256L257 256L256 257ZM21 255H23L24 257ZM154 255L155 256L158 255V256H156L157 258ZM215 255H216V257H215ZM222 255L224 256V258ZM230 255H232V256H230ZM241 255L243 256V258L240 257ZM200 256H201V258H200ZM220 256H221L222 260H221ZM247 256H248L249 261L247 260ZM252 256H254V257H252ZM207 257H208V259H206ZM202 258H203V261H205V262H202ZM204 258H205V260H204ZM228 258H230V259H228ZM255 258L258 260H256ZM101 259H102V261H101ZM189 259L191 261L193 260L194 262L193 261L191 262ZM211 259H212V262H211ZM223 259L224 260L227 259L225 263H224ZM243 259H246V260H244V262H243ZM2 260H4V261H2ZM161 260H162V262H161ZM260 260H262V261H260ZM232 261H233V263H232ZM239 261L240 262L242 261V262L240 263ZM256 261H259V262H256ZM129 262H131V263H129Z\"/></svg>",
    "mask_w": 264,
    "mask_h": 264
},
{
    "label": "bare ground",
    "instance_id": "6f19581e",
    "mask_svg": "<svg viewBox=\"0 0 264 264\" xmlns=\"http://www.w3.org/2000/svg\"><path fill=\"white\" fill-rule=\"evenodd\" d=\"M53 1H54V0H36V6H37V7L42 6V7L45 8V7L47 6V4H49V5H50V4L56 5V4H54ZM120 1H121V0H120ZM135 1H136V0H135ZM162 1H163V0H162ZM172 1H173V0H172ZM178 1H179V0H178ZM205 1H206V0H205ZM220 1H221V0H220ZM260 1H261V0H260ZM89 2H90V1H89ZM91 2H92V0H91ZM95 2H96V0H95ZM102 2H103V1H102ZM116 2H117V1H116ZM125 2H126V1H125ZM136 2H137V1H136ZM170 2H171V1H170ZM203 2H204V1H203ZM207 2H208V1H207ZM212 2L214 3V1H212ZM212 2H211V3H212ZM224 2H225V1H224ZM246 2H247V1H246ZM256 2H257V1H256ZM104 3H105V2H104ZM118 3H119V2H118ZM148 3H149V2H148ZM176 3H177V2H176ZM217 3H218V1H217ZM233 3H234V1H233ZM237 3H238V2H237ZM253 3H254V2H253ZM111 4H112V3H111ZM125 4H126V3H125ZM152 4H153V3H152ZM180 4H181V3H180ZM183 4H184V3H183ZM206 4H207V3H206ZM225 4H226V3H225ZM235 4H236V2H235ZM242 4H243V1H242ZM250 4H251V3H250ZM255 4H256V3H255ZM255 4H254V5H255ZM257 4H259V3L257 2ZM28 5H29V4H28ZM102 5H103V4H102ZM135 5H136V4H135ZM154 5H155V4H154ZM194 5H195V4H194ZM198 5H200V4H198ZM201 5H202V3H201ZM221 5H222V4H221ZM226 5H227V4H226ZM239 5H241V3H239ZM214 6H215V4H214ZM219 6H220V5H219ZM256 6H257V5H256ZM258 6H260V5H258ZM42 7H41V8H42ZM127 7H128V5H127ZM139 7H141V6H139ZM168 7H169V6H168ZM177 7H178V6H177ZM177 7H176V8H177ZM198 7H199V6H198ZM205 7H206V6H205ZM235 7H236V6H235ZM238 7H239V6H238ZM187 8H188V7H187ZM187 8H186V9H187ZM196 8H197V7H196ZM222 8H223V7H222ZM227 8H228V7H227ZM227 8H226V9H227ZM240 8H241V7H240ZM123 9H124V8H123ZM142 9H143V8H142ZM158 9H159V8H158ZM169 9H170V10L167 11V12H176V11H175V5H174V4H171ZM186 9H185V10H186ZM194 9H195V8H194ZM215 9H216V8H215ZM217 9H218V11H219V8H217ZM223 9H224V8H223ZM234 9H235V8H234ZM234 9H233V10H234ZM237 9H238V8H237ZM242 9H244L246 12H249V13L251 12V10H253V9H252V6H251V5H248V4H247V5H242ZM176 10H177V9H176ZM178 10H179V8H178ZM206 10H207V8H206ZM224 10H225V9H224ZM126 11H127V10H126ZM135 11H136V10H135ZM138 11H139V10H138ZM141 11H142V10H141ZM189 11H190V10H189ZM215 11H216V10H215ZM215 11H214V12H215ZM218 11H217V12H218ZM226 11H227V10H226ZM226 11H225V13H226ZM234 11H236V9H235ZM240 11H241V10H240ZM112 12H113V11H112ZM132 12H133V10H132ZM143 12H144V11H143ZM145 12H147V9H146ZM150 12H152V11H150ZM242 12H243V11H242ZM242 12H240V13L243 14ZM246 12H245V13H246ZM102 13H103V12H102ZM128 13H129V12H128ZM137 13H138V12H137ZM147 13H148V12H147ZM157 13L160 14V15H159V19H157V23H155L156 21H154L153 19H152V21H154L153 23H155V25H158V26H162V27H163V23H164V21H163V17H165V16H164V15H165V11H163V10H160V11H159V10H158ZM180 13H181V12H180ZM188 13H189V12H188ZM190 13H191V11H190ZM209 13H210V12H209ZM220 13H223V12H220ZM220 13H217V14H220ZM251 13H252V12H251ZM100 14H101V13H100ZM158 14H157V15H158ZM168 14H169V13H168ZM168 14H167V15H168ZM170 14H171V13H170ZM178 14H179V13H178ZM210 14H211V13H210ZM217 14H216V15H217ZM231 14H232V13H231ZM231 14H230V16L232 17ZM125 15H126V14H125ZM147 15H148V14H147ZM147 15H146V16H147ZM155 15H156V14H155ZM185 15H186V14H185ZM187 15H188V14H187ZM196 15H198V14H196ZM196 15H195V16H196ZM203 15H205V14H203ZM206 15H207V14H206ZM206 15H205V16H206ZM220 15H221V14H220ZM234 15H236V14H234ZM234 15H233V16H234ZM244 15H245V14H244ZM250 15H251V14H250ZM75 16H76V15H75ZM79 16H80V15H79ZM126 16H127V15H126ZM168 16H169V15H168ZM183 16H184V15H183ZM195 16H194V17H195ZM213 16H214V15H213ZM213 16H212V18H213ZM226 16H227V15H226ZM253 16H254V14H253ZM123 17H124V16H123ZM148 17H149V16H148ZM156 17H158V16H156ZM173 17H174V16H173ZM177 17H178V16H177ZM184 17H185V16H184ZM197 17H198V16H197ZM199 17H200V16H199ZM203 17H204V16H203ZM210 17H211V16H210ZM210 17H208V18H210ZM216 17H217V16H216ZM251 17H252V16H251ZM38 18H39V17H38ZM110 18H111V17H110ZM115 18H116V16H115ZM127 18L130 19L131 16H130V17L128 16ZM150 18H151V17H150ZM167 18H168V17H167ZM178 18H179V17H178ZM192 18H193V16H192ZM206 18H207V17H206ZM214 18H215V16H214ZM220 18H221V17H220ZM225 18H226V17H225ZM228 18H229V17H228ZM253 18H254V17H253ZM91 19H92V18H91ZM106 19H107V18H106ZM121 19H122V18H121ZM124 19H125V18H124ZM137 19H138V18H137ZM145 19H147V18H145ZM145 19H144V20H145ZM197 19H198V18H197ZM233 19H234V18H233ZM103 20H104V19H103ZM109 20H110V19H109ZM165 20H166V19H165ZM184 20L186 21V18H185ZM191 20H192V19H191ZM193 20H194V19H193ZM229 20H230V19H229ZM234 20H235V19H234ZM255 20H256V18H255ZM262 20H264V19H262ZM4 21H5V20H4ZM6 21H7V20H6ZM48 21H49V20H48ZM48 21H47V22H48ZM69 21H70V20H69ZM114 21H115V20H114ZM126 21H127V20H126ZM130 21H132V19H131ZM130 21H129V22H130ZM134 21H135V20H134ZM138 21H139V20H138ZM145 21H146V20H145ZM152 21H151V22H152ZM196 21H198V20H196ZM196 21H195V22H196ZM208 21H209V19H208L206 22H208ZM230 21H232V20H230ZM246 21H247V20H246ZM70 22H71V21H70ZM129 22H128V23H129ZM162 22H163V23H162ZM168 22H169V21H168ZM183 22H184V21H183ZM195 22H194V23H195ZM248 22H249V20H248ZM250 22H251V21H250ZM250 22H249V23H250ZM133 23H134V22H133ZM147 23H148V22H147ZM149 23H150V22H149ZM153 23H152V24H153ZM165 23H167V22H165ZM181 23H182V22H181ZM187 23H188V22H187ZM192 23H193V22H192ZM197 23H198V25H201L199 22H197ZM208 23H210V21H209ZM246 23H247V22H246ZM249 23H248V25H249ZM12 24H13V26H16V25H17L16 22H12ZM106 24H107V23H106ZM111 24L113 25V23H111ZM121 24H122V23H121ZM125 24H126V23H125ZM131 24H132V22H131ZM144 24L146 25V23H144ZM170 24H171V23H170ZM216 24H217V23H216ZM231 24H232V23H231ZM233 24H234V23H233ZM88 25H89V24H88ZM123 25H124V22H123ZM123 25H122V26H123ZM136 25H137V24H136ZM147 25H149V24H147ZM147 25H146V26H147ZM164 25H165V24H164ZM177 25H178V24H177ZM192 25H193V24H192ZM196 25H197V24H196ZM196 25H195V26H196ZM218 25H219V24H217V27H218ZM224 25H225V24H224ZM229 25H230V24H229ZM252 25H253V24H252ZM110 26H111V25H110ZM110 26H109V27H110ZM114 26H115V25H114ZM150 26H151V25H150ZM158 26H157V27H158ZM165 26H166V25H165ZM165 26H164V27H165ZM175 26H176V25H175ZM179 26H180V24H179ZM183 26H184V25H183ZM193 26H194V25H193ZM227 26H228V25H227ZM250 26H251V25H250ZM253 26H254V25H253ZM255 26H256V25H255ZM78 27H79V26H78ZM80 27H81V26H80ZM82 27H83V26H82ZM118 27H119V25H118ZM126 27H127V26H126ZM155 27H156V26H154V27L152 26L151 28L154 29ZM198 27H199V26H198ZM238 27H239V26H238ZM238 27H237V28H238ZM247 27H248V26H247ZM251 27H252V26H251ZM105 28H106V27H105ZM123 28H124V27H123ZM139 28H141V27H139ZM144 28H145V27H144ZM144 28H143V29H144ZM149 28H150V27H149ZM165 28H166V27H165ZM165 28H163V29H165ZM171 28H174V27L171 26ZM183 28H184V27H183ZM220 28H221V27H220ZM220 28H219V29H220ZM256 28H257V27H256ZM82 29H83V28H82ZM89 29H90V28H89ZM120 29H121V28H120ZM133 29H134V28H133ZM146 29L148 30V28H146ZM146 29H144V31H145ZM160 29H161V27H160ZM163 29H162V30H163ZM174 29H175V28H174ZM185 29H186V28H185ZM185 29H184V30H185ZM227 29H228V28H227ZM232 29H233V28H232ZM90 30H91V29H90ZM113 30H115V29H113ZM113 30H111V31H113ZM125 30H126V29H125ZM128 30H129V28H128ZM140 30H142V28H141ZM147 30L145 31L146 34H147ZM150 30H151V29H150ZM158 30H159V29H158ZM175 30H176V29H175ZM213 30H215V29H213ZM225 30H226V29H225ZM240 30H241V29H240ZM243 30H244V29H243ZM82 31H83V30H82ZM95 31H96V30H95ZM103 31H104V30H103ZM103 31H102V32H103ZM133 31H134V30H133ZM152 31H153V30H152ZM154 31H156V30L154 29ZM160 31H161V30H160ZM182 31H183V30H182ZM221 31H222V30H221ZM233 31H234V30H233ZM244 31L246 32V30H244ZM248 31H249V29H248ZM252 31H253V30H252ZM252 31H251V32H252ZM43 32L46 33L45 30H44ZM86 32H87V31H86ZM96 32H98V31H96ZM96 32H95V33H96ZM115 32H117V31H115ZM118 32L121 33L120 31H118ZM118 32H117V33H118ZM125 32H126V31H125ZM127 32H128V31H127ZM148 32H149V31H148ZM162 32H163V31H162ZM193 32H194V31H192V33H193ZM242 32H243V31H242ZM242 32H241V33H242ZM104 33H106V31H105ZM119 33H118V34H119ZM130 33H131V32H130ZM154 33H155V32H154ZM159 33H161V32H159ZM170 33H171V31H170ZM178 33H179V32H178ZM180 33H181V32H180ZM182 33H184V32H182ZM211 33H212V31H211ZM219 33H220V32H219ZM223 33H224V32H223ZM241 33H240V34H241ZM47 34H48V33H47ZM72 34H73V33H72ZM85 34H86V33H85ZM96 34H97V33H96ZM99 34H101V32H100ZM108 34H109V33H108ZM114 34H115V33H114ZM128 34H129V33H128ZM155 34H156V33H155ZM167 34H168V33H167ZM186 34H187V33H186ZM186 34H184V35H186ZM194 34H195V33H194ZM215 34H217V33H215ZM234 34H235V33H234ZM240 34H239V35H240ZM252 34H253V33H252ZM28 35H29V34H28ZM75 35H76V34H75ZM102 35H103V34H102ZM104 35H105V34H104ZM115 35H116V34H115ZM141 35H142V32H141ZM149 35H150V32H149ZM179 35H180V34H179ZM203 35H205V36H207V37L210 38V35L207 34L206 31H204V34H203ZM232 35H233V34H232ZM237 35H238V34H237ZM244 35H245V34H244ZM244 35H243V36H244ZM254 35H255V34H254ZM256 35H257V36H261L262 34H260V33L257 34V33H256ZM18 36H19V35H18ZM18 36H17V37H18ZM21 36H22V35H21ZM96 36H97V35H96ZM105 36H106V35H105ZM109 36H110V35H109ZM145 36H147V35H145ZM153 36H154V35H152V37H153ZM163 36H164V35H163ZM169 36H170V35H169ZM176 36H178V34H177ZM189 36H191V35H189ZM217 36H218V34H217ZM250 36H251V35H250ZM100 37H101V36H100ZM118 37H119V36H118ZM128 37H129V36H128ZM136 37H137V36H136ZM142 37H143V35H142ZM154 37H155V36H154ZM180 37H181V36H180ZM200 37H201V36H200ZM202 37H203V36H202ZM222 37H223V36H222ZM241 37H242V36H241ZM255 37H256V36H255ZM255 37H254V38H255ZM20 38H21V37H20ZM27 38H28V37H27ZM76 38H77V37H76ZM88 38H89V37H88ZM88 38H87V39H88ZM94 38H95V37H94ZM109 38H110V37H109ZM140 38H141V37H140ZM140 38H139V39H140ZM144 38H145V37H144ZM148 38H149V37H148ZM159 38H160V37H159ZM166 38H167V36H166ZM181 38H183V36H182ZM181 38H180L179 40H181ZM185 38H186V37H185ZM190 38H191V37H190ZM223 38H224V37H223ZM223 38H222V39H223ZM225 38H226V37H225ZM238 38H239V37H238ZM245 38H246V37H245ZM257 38H258V37H257ZM257 38H256V39H257ZM92 39H93V37H92ZM92 39H91V40H92ZM107 39H108V38H107ZM107 39H106V40H107ZM152 39H153V38H152ZM157 39H158V38H157ZM161 39H162V38H161ZM177 39H178V38H177ZM201 39H202V38H201ZM203 39H204V38H203ZM203 39H202V40H203ZM216 39H217V38H216ZM249 39H250V38H249ZM249 39H248V40H249ZM252 39H253V37H252ZM88 40H89V39H88ZM100 40H101V39L99 38L98 41H100ZM103 40H104V39H103ZM115 40H116V39H115ZM123 40H124V39H123ZM144 40H145V39H144ZM147 40H148V39H147ZM158 40H159V39H158ZM163 40H164V39H163ZM167 40H168V39H167ZM184 40H186V39H183V41H184ZM191 40H192V38H191ZM191 40H190V41H191ZM196 40H197V39H196ZM205 40H206V39H205ZM211 40H212V39H211ZM234 40H235V39H234ZM239 40H240V39H239ZM250 40H251V39H250ZM116 41H118V39H117ZM130 41H131V40H130ZM137 41H138V40H137ZM148 41L151 43L150 40H148ZM208 41H209V40H208ZM223 41H224V40H223ZM227 41H228V40H227ZM245 41H246V40H245ZM103 42H105V41H103ZM128 42H129V41H128ZM154 42H155V40H154ZM156 42H157V41H156ZM171 42H172V41H171ZM174 42H176V41H174ZM174 42H173V43H174ZM186 42H187V41H186ZM186 42H185V43H186ZM192 42H193V40H192ZM247 42H248V41H246V43H247ZM249 42L251 43V41H249ZM253 42H254V41H253ZM256 42H257V41H256ZM83 43H84V41H83ZM97 43H98V42H97ZM100 43H101V42H100ZM121 43H122V42H121ZM130 43H131V42H130ZM141 43H142V42H141ZM150 43H149V44H150ZM190 43H191V42H190ZM193 43H194V42H193ZM220 43H221V42H220ZM234 43H235V42H234ZM239 43H240V42H239ZM239 43H238V44H239ZM250 43H249V46H250ZM84 44H85V43H84ZM106 44H108L107 41H106ZM106 44H105L104 46H106ZM110 44H111V43H110ZM118 44H119V43H118ZM123 44H124V43H123ZM128 44H129V43H128ZM134 44H135V42H134ZM134 44H132V45L134 46ZM139 44H140V43H139ZM142 44H143V43H142ZM152 44H153V43H152ZM168 44H169V43H168ZM191 44H192V43H191ZM201 44H202V43H201ZM228 44H230V42H229ZM243 44H244V41H243ZM12 45H13V44H12ZM115 45H116V44H114V46H115ZM153 45H155V44H153ZM195 45H196V44H195ZM226 45H227V44H226ZM226 45H225V42H224V46H226ZM233 45H234V44H233ZM241 45H242V44H241ZM245 45H246V44H245ZM254 45H255V44H254ZM260 45H261V44H260ZM107 46H108V45H107ZM124 46H125V44H124ZM129 46H130V45H129ZM141 46H142V45H141ZM146 46H147V45H146ZM179 46H180V44H179ZM179 46H178V47H179ZM181 46H182V45H181ZM193 46H194V44H193ZM199 46H200V45H199ZM202 46H203V45H202ZM210 46H211V44H210ZM224 46H223V47H224ZM234 46H236V44H235ZM111 47H112V46H111ZM131 47H132V46H131ZM148 47H149V46H147V48H148ZM153 47H154V46H153ZM168 47H169V46H168ZM171 47H172V46H171ZM190 47H191V45H190ZM196 47H197V46H196ZM211 47H213V45H212ZM230 47H231V46H230ZM244 47H245V46H244ZM256 47H258V46H256ZM104 48H105V47H104ZM125 48H126V47H125ZM149 48H151V47H149ZM149 48H148V49H149ZM158 48H159V47H158ZM160 48H161V44H160ZM169 48H170V47H169ZM176 48H177V47H176ZM186 48H187V47H186ZM207 48H209V46H208ZM225 48H226V47H225ZM236 48H237V47H236ZM241 48H243V47H241ZM247 48H248V47H247ZM6 49H7V48H6ZM6 49H5V50H6ZM29 49H30V48H29ZM90 49H91V48H90ZM116 49H118V48H116ZM123 49H124V47H123ZM136 49H137V48H136ZM141 49L144 50L145 47H144V48L142 47ZM165 49H166V46H165ZM178 49H179V48H178ZM227 49H228V48H227ZM231 49H232V48H231ZM238 49H239V48H238ZM238 49H237V50H238ZM244 49H245V48H244ZM244 49H243V50H244ZM108 50H109V49H108ZM118 50H119V49H118ZM129 50H130V49H129ZM138 50H139V49H138ZM138 50H137V51H138ZM143 50L141 51L142 53H143ZM153 50H155V49L153 48ZM160 50H161V49H160ZM184 50H185V49H184ZM189 50H191V49H189ZM200 50H202V49H200ZM200 50H199V51H200ZM208 50H209V49H208ZM212 50H213V49H212ZM221 50H222V49H221ZM232 50H233V49H232ZM240 50L243 51L242 49H240ZM245 50H246V49H245ZM251 50H252V49H251ZM43 51H44V50H43ZM86 51H87V50H86ZM116 51H117V50H116ZM125 51H126V50H124V52H125ZM150 51H151V50H150ZM176 51H177V50H176ZM191 51H192V50H191ZM196 51H197V50H196ZM252 51H253V50H252ZM256 51H257V50H256ZM94 52H95V51H94ZM98 52H99V49H98ZM112 52H113V51H112ZM112 52H111V54H112ZM114 52H115V51H114ZM117 52H118V51H117ZM131 52H132V51H131ZM144 52H145V51H144ZM165 52H167V51H165ZM173 52H174V50H173ZM173 52H172V53H173ZM184 52H185V51H184ZM222 52H223V50H222ZM228 52H229V51H228ZM237 52H238V51H237ZM250 52H251V51H250ZM259 52H260V51H259ZM66 53H67V52H66ZM79 53H80V52H79ZM87 53H88V52H87ZM95 53H96V52H95ZM99 53H100V52H99ZM101 53H102V52H101ZM115 53H116V52H115ZM133 53H135V52H133ZM154 53H155V52H154ZM159 53H160V52H159ZM170 53H171V50H170ZM180 53H181V52H180ZM195 53H196V52H195ZM240 53H241V52H240ZM36 54H37V53H36ZM80 54H81V53H80ZM80 54H79V55H80ZM83 54H84V52H83ZM96 54H97V53H96ZM125 54H126V53H124V55H125ZM189 54H190V53H189ZM199 54H202V52H201V53L199 52ZM211 54H212V53H210V55H211ZM247 54H248V53H247ZM251 54H252V52H251ZM262 54H264V53H262ZM87 55H88V54H87ZM100 55H101V54H100ZM105 55H106V54H105ZM109 55H110V54H109ZM155 55H156V53H155ZM159 55H160V54H159ZM159 55H157V56H159ZM182 55H183V54H182ZM231 55H232V54H231ZM7 56H8V55H7ZM7 56H6V57H7ZM95 56H96V55H95ZM101 56H102V55H101ZM107 56H108V54H107ZM116 56H117V55H116ZM118 56H119V55H118ZM136 56H137V55H136ZM153 56H154V55H153ZM167 56H168V55H167ZM185 56H186V55H185ZM212 56H213V55H212ZM232 56H234V55H232ZM232 56H231V57H232ZM249 56H251V55L249 54ZM155 57H156V56H155ZM162 57H163V56H162ZM162 57H161V58H162ZM165 57H166V55H165ZM173 57H174V56H173ZM190 57H191V56H190ZM223 57H224V56H223ZM225 57H226V56H225ZM228 57H229V55H228ZM247 57H248V56H247ZM259 57H260V55H259ZM0 58H1V57H0ZM109 58H110V57H109ZM140 58H141V57H140ZM145 58H146V57H145ZM147 58H148V57H147ZM150 58H151V56H150ZM156 58H157V57H156ZM167 58H168V57H167ZM167 58H166V59H167ZM171 58H172V57H171ZM175 58H178V56L175 55V57H174L173 60H175ZM219 58H220V57H219ZM242 58H243V57H242ZM1 59H2V58H1ZM111 59H112V57H111ZM117 59H118V58H117ZM152 59H153V58H152ZM162 59H163V58H162ZM162 59H161V60H162ZM180 59H181V58H180ZM220 59H221V58H220ZM228 59H230V58H227V61H228ZM231 59H232V58H231ZM234 59H235V58H234ZM244 59H245V58H244ZM249 59H250V58H249ZM252 59H253V58H251V60H252ZM256 59H257V57H256ZM99 60H100V59H99ZM103 60H105V59H103ZM132 60H133V59H132ZM135 60H136V59H135ZM144 60H145V59H144ZM149 60H150V59H149ZM183 60H184V59H183ZM183 60L181 59V61H182L181 64L183 63ZM232 60H233V59H232ZM241 60H242V59H241ZM34 61H35V60H34ZM96 61H97V60H96ZM106 61H107V60H106ZM157 61H158V60H157ZM159 61H160V60H159ZM169 61H172V59H169ZM206 61H207V60H206ZM206 61H205V62H206ZM220 61H221V60H220ZM224 61H225V60H224ZM243 61H244V60H243ZM255 61H256V60H255ZM132 62H134V61H132ZM144 62H145V61H144ZM148 62H149V61H148ZM153 62H154V61H153ZM155 62H156V61H155ZM162 62H163V61H162ZM162 62H161V63H162ZM185 62H186V61H185ZM197 62H198V61H197ZM207 62H208V61H207ZM207 62H206V63H207ZM252 62H254V61H252ZM262 62H264V61H262ZM47 63H48V62H47ZM66 63H67V61H66ZM75 63H76V62H75ZM93 63H94V62H93ZM106 63H107V62H106ZM114 63H115V62H114ZM135 63H136V62H135ZM176 63H177V62H176ZM199 63H200V62H199ZM217 63H218V62H217ZM217 63H216V64H217ZM219 63H220V62H219ZM232 63H234V62H232ZM236 63H237V62H236ZM241 63H242V62H241ZM246 63H247V62H246ZM255 63H256V62H255ZM257 63L259 64V63H261V62H257ZM62 64H63V63H62ZM67 64H68V63H67ZM79 64H80V63H79ZM94 64H95V63H94ZM107 64H108V63H107ZM107 64H106V65H107ZM109 64H110V63H109ZM115 64H116V63H115ZM125 64H126V63H125ZM137 64H138V63H137ZM143 64H144V63H143ZM172 64H173V63H172ZM184 64H185V63H184ZM207 64H208V63H207ZM33 65H34V64H33ZM96 65H97V63H96ZM104 65H105V63H104ZM123 65H124V64H123ZM130 65H131V64H130ZM141 65H142V64H141ZM154 65H155V63H154ZM154 65H153V66H154ZM195 65H196V64H195ZM205 65H206V64H205ZM214 65H215V63H214ZM214 65H213V66H214ZM217 65H218V64H217ZM228 65H229V64H228ZM233 65H234V64H233ZM236 65L239 66L238 63H237ZM242 65H243V64H242ZM250 65H251V63H250ZM254 65H255V64H254ZM260 65H261V64H260ZM39 66H40V65H39ZM91 66H92V64H91ZM94 66H95V65H94ZM94 66H93V67H94ZM110 66H111V65H110ZM112 66H113V65H112ZM142 66H143V65H142ZM189 66H190V65H189ZM243 66H244V65H243ZM262 66H264V65H262ZM25 67H26V66H25ZM37 67H38V66H37ZM37 67H35V68H37ZM97 67H98V66H97ZM99 67H100V66H99ZM106 67H108V66H106ZM139 67H140V66H139ZM178 67H179V66H178ZM183 67H185V66H183ZM200 67H201V66H200ZM208 67H209V66H208ZM208 67H207V68H208ZM217 67H218V66H217ZM219 67H220V66H219ZM222 67H223V66H222ZM246 67H247V66H246ZM258 67H259V66H258ZM119 68H120V67H119ZM157 68H158V67H157ZM163 68H164V66H163ZM163 68H162V69H163ZM189 68H190V67H189ZM238 68H239V67H238ZM244 68H245V67H244ZM253 68H255V66H254ZM259 68H260V67H259ZM27 69H29V67H28ZM27 69H26V70H27ZM43 69H44V67H43ZM162 69H161V70H162ZM166 69H167V68H166ZM190 69H191V68H190ZM210 69H211V68H210ZM220 69H221V68H220ZM236 69H237V68H236ZM261 69L264 70V68H260V70H261ZM38 70H39V69H38ZM38 70H37V71H38ZM46 70H47V69H46ZM98 70L101 71L100 69H98ZM106 70H107V69H106ZM114 70H115V69H114ZM182 70H183V69H182ZM185 70H186V69H185ZM195 70H196V69H195ZM195 70H194V71H195ZM202 70H203V69H202ZM214 70H216V69L214 68ZM218 70H219V69H218ZM231 70H232V69H231ZM233 70H234V69H233ZM238 70L240 71V69H238ZM252 70H253V69H251V71H252ZM15 71H16V70H15ZM43 71H44V70H43ZM43 71H42V73H43ZM102 71H103V68H102ZM158 71H159V70H158ZM183 71H184V70H183ZM192 71H193V70H192ZM210 71H211V70H210ZM227 71H228V70H227ZM227 71H226V72H227ZM236 71H237V70H236ZM241 71H242V70H241ZM244 71H246V70H243L242 72H244ZM56 72H57V71H56ZM94 72H96V71H94ZM174 72H175V74H176V71H174ZM180 72H181V71H180ZM204 72H205V70H204ZM257 72H258V71H257ZM257 72H256V73H257ZM28 73H29V70H28ZM106 73H107V72H106ZM178 73H179V72H178ZM195 73H196V72H195ZM210 73H211V72H210ZM229 73H230V72H229ZM251 73H252V72H251ZM121 74H122V73H121ZM123 74H124V73H123ZM169 74H170V73H169ZM191 74H192V73H191ZM197 74H198V72H197ZM197 74H196V75H197ZM211 74H212V73H211ZM227 74H228V73H227ZM246 74H247V73H246ZM260 74H261V72H260ZM262 74H264V73H262ZM25 75H26V74H25ZM28 75H29V74H28ZM42 75H43V74H42ZM78 75H79V74H78ZM92 75H93V74H92ZM94 75H95V73H94ZM97 75H98V73H97ZM103 75H104V74H103ZM109 75H110V74H109ZM142 75H143V71H142ZM155 75H156V74H155ZM162 75H163V74H162ZM165 75H166V74H165ZM200 75H201V74H200ZM205 75H206V74H205ZM205 75H204V76H205ZM212 75H213V74H212ZM216 75L218 76L219 74L216 72ZM243 75H244V74H243ZM257 75H259V74H257ZM31 76H32V75H31ZM34 76H35V75H34ZM37 76H38V75H37ZM44 76H45V74H44ZM112 76H113V75H112ZM122 76H123V75H122ZM122 76H120V77H122ZM140 76H141V75H140ZM192 76H193V75H192ZM192 76H191V77H192ZM214 76H215V75H214ZM229 76H230V74H229ZM235 76H236V75H235ZM261 76L264 77V75H261ZM17 77H19V76H17ZM27 77H29V76H27ZM62 77H63V74H62ZM91 77H92V76H91ZM103 77H104V76H103ZM105 77H106V76H105ZM109 77H111V76H109ZM116 77H117V75H116ZM125 77H126V76H125ZM125 77H123V78H125ZM135 77H136V75H135ZM144 77H145V76H144ZM155 77H156V76H155ZM157 77H158V75H157ZM157 77H156V78H157ZM160 77H161V76H160ZM165 77H166V76H165ZM194 77L196 78V76H194ZM194 77H193V78H194ZM244 77H245V76H244ZM253 77H254V76H253ZM63 78H64V77H63ZM65 78H66V77H65ZM81 78H82V77H81ZM85 78H86V77H85ZM100 78H101V75H100ZM113 78H114V77H113ZM113 78H112V81H113ZM140 78H141V77H140ZM140 78H138V79H140ZM162 78H163V77H162ZM188 78H189V76H188ZM211 78H212V77H211ZM223 78H224V77H223ZM43 79H44V78H43ZM101 79H102V78H101ZM117 79H118V78H117ZM121 79H122V78H121ZM163 79H164V78H163ZM204 79H205V77H204ZM209 79H210V78H209ZM221 79H222V78H221ZM244 79H246V78H244ZM249 79H250V78H249ZM262 79H264V78H262ZM3 80H4V79H3ZM29 80H30V79H29ZM47 80H48V79H47ZM93 80H94V79H93ZM93 80H92V82H94ZM104 80L106 81V79H104ZM152 80H153V78H152ZM170 80H171V79H170ZM170 80H169V81H170ZM206 80H207V79H206ZM212 80H213V78H212ZM215 80H216V79H215ZM230 80H231V79H230ZM251 80H252V79H251ZM19 81H20V80H19ZM25 81H26V79H25ZM41 81H42V80H41ZM44 81H45V80H44ZM55 81H56V79H55ZM57 81H58V80H57ZM118 81H119V80H118ZM120 81H121V80H120ZM141 81H142V80H141ZM153 81H154V80H153ZM160 81H161V80H160ZM203 81H204V80H203ZM242 81H243V80H242ZM247 81H249V80H247ZM256 81H257V80H256ZM11 82H12V81H11ZM45 82H46V81H45ZM95 82H96V81H95ZM109 82H110V80H109ZM156 82H157V81H156ZM178 82H179V81H178ZM188 82H189V81H188ZM200 82H201V81H200ZM207 82H208V81H207ZM234 82H235V81H234ZM14 83H15V82H14ZM20 83H22V82H20ZM42 83H43V82H42ZM90 83H91V82H90ZM90 83H89V84H90ZM152 83H153V82H152ZM154 83H155V82H154ZM158 83H159V80H158ZM162 83H163V82H162ZM168 83H169V82H168ZM179 83H180V82H179ZM205 83H206V82H205ZM210 83H211V82H210ZM247 83H248V82H247ZM95 84H96V83H95ZM108 84H109V83H108ZM141 84H142V83H141ZM155 84H156V83H155ZM160 84H161V83H160ZM181 84H182V83H181ZM249 84H250V83H249ZM251 84H252V83H251ZM27 85H28V84H27ZM32 85H33V83H32ZM46 85H47V84H46ZM90 85H91V84H90ZM93 85H94V84H93ZM93 85H91V86H93ZM150 85H151V84H150ZM150 85H149V86H150ZM207 85H208V84H207ZM232 85H233V84H232ZM243 85H244V84H243ZM253 85H254V84H253ZM102 86H103V85H102ZM152 86H153V85H152ZM161 86H162V85H161ZM181 86H182V85H181ZM200 86H201V84H200ZM236 86H237V85H236ZM258 86L261 87V85H258ZM258 86H256V87H258ZM29 87H30V86H29ZM56 87H57V86H56ZM73 87H74V85H73ZM95 87H96V86H95ZM107 87L110 88L109 86H107ZM107 87H105V89H107ZM158 87H159V86H158ZM168 87H169V86H168ZM212 87H213V85H212ZM254 87H255V86H254ZM58 88H59V87H58ZM93 88H94V87H93ZM103 88H104V86H103ZM155 88H156V87H155ZM155 88H154L155 92H156V90L158 91V89H157V88L155 89ZM173 88H174V87H173ZM207 88H208V87H207ZM214 88H215V87H214ZM218 88H219V86H218ZM245 88H246V86H245ZM258 88H259V87H258ZM258 88H257V90H258ZM262 88H264V86H262ZM34 89H36V88H34ZM79 89H80V88H79ZM89 89H90V88H89ZM95 89H96V88H95ZM143 89H147V88H144V87H143ZM160 89H161V87H160ZM162 89H163V88H162ZM175 89H176V88H175ZM197 89H198V88H197ZM240 89H241V88H240ZM246 89L248 90V88H246ZM42 90H43V89H42ZM61 90H62V89H61ZM77 90H78V89H77ZM92 90H93V89H92ZM103 90H104V89H103ZM148 90H149V89H148ZM163 90H164V89H163ZM188 90H190V89H188ZM226 90H227V89H226ZM253 90H254V89H253ZM253 90H252V91H253ZM22 91H23V90H22ZM78 91L80 92V90H78ZM78 91H77V93H79ZM112 91H113V90H112ZM130 91H131V90H130ZM141 91H142V90H141ZM146 91H147V90H146ZM152 91H153V89H152ZM177 91H178V90H177ZM182 91H183V90H182ZM195 91H196V90H195ZM232 91H233V90H232ZM42 92H43V91H42ZM88 92H89V90H88ZM94 92H95V91H94ZM153 92H154V91H153ZM185 92H186V91H185ZM209 92H210V91H209ZM226 92H227V91H226ZM234 92H235V91H234ZM241 92H242V91H241ZM246 92H247V91H246ZM260 92H261V91H260ZM19 93H21V92H19ZM58 93H59V92H58ZM75 93H76V91H75ZM83 93H84V92H83ZM103 93H104V92H103ZM143 93H144V92H143ZM157 93H158V92H157ZM166 93H167V92H166ZM182 93H183V92H182ZM182 93H181V91H180V94H182ZM188 93H189V91H188ZM196 93H197V92H196ZM212 93H213V91H211V94H212ZM228 93H229V92H228ZM239 93H240V91H239ZM254 93H256V92L254 91ZM81 94H82V93H81ZM84 94H85V93H84ZM97 94H98V93H97ZM99 94H100V93H99ZM99 94H98V95H99ZM136 94H137V93H136ZM171 94H172V92H171ZM207 94H208V92H207ZM215 94H217L216 91H215ZM221 94H222V93H221ZM257 94H258V93H257ZM24 95H25V93H24ZM37 95H38V94H37ZM42 95H43V94H42ZM118 95H120V94H118ZM163 95H164V94H163ZM168 95H169V92H168ZM172 95H173V94H172ZM189 95H190V94H189ZM199 95H200V94H199ZM204 95H205V94H204ZM237 95H238V94H237ZM261 95H262V94H261ZM80 96H81V95H80ZM123 96H124V95H123ZM130 96H131V95H130ZM135 96H136V95H135ZM159 96H160V95H159ZM169 96H170V95H169ZM176 96H177V95H176ZM213 96H215V95H213ZM227 96H228V94H227ZM227 96H224V97L227 98ZM36 97H37V96H36ZM64 97H65V96H64ZM76 97H77V96H76ZM96 97H97V96H96ZM136 97H137V96H136ZM138 97H139V96H138ZM170 97H171V96H170ZM174 97H175V96H174ZM184 97H185V96H184ZM207 97H209V94H208ZM210 97H211V96H210ZM215 97H216V96H215ZM241 97H242V96H241ZM78 98L81 99V98L79 97V94H78ZM85 98H87V96H86ZM99 98H100V97H99ZM105 98H106V96H105ZM117 98H118V97H117ZM119 98H120V97H119ZM151 98H152V97H151ZM161 98H166V97H161ZM180 98H181V97H180ZM182 98H183V97H182ZM196 98H197V96H196ZM213 98H214V97H213ZM231 98H232V97H231ZM233 98H234V96H233ZM248 98H249V97H248ZM58 99H59V98H57V100H58ZM75 99L77 100V98H75ZM82 99H83V98H82ZM82 99H81V100H82ZM103 99H104V96H103ZM106 99H107V98H106ZM108 99H109V98H108ZM152 99H153V98H152ZM183 99H184V98H183ZM186 99H187V98H186ZM203 99H204V98H203ZM209 99H210V98H209ZM214 99H215V98H214ZM222 99H223V98H222ZM249 99H250V98H249ZM59 100H60V99H59ZM93 100H94V99H93ZM100 100H101V99H100ZM104 100H105V99H104ZM120 100H121V99H120ZM131 100H133V98H132ZM164 100H165V99H164ZM170 100H171V99H170ZM170 100H169V101H170ZM174 100H175V98H174ZM174 100H173V101H174ZM200 100H201V99H200ZM212 100H213V99H212ZM218 100L220 101V99H218ZM232 100H233V99H232ZM235 100H236V99H235ZM244 100H245V99H244ZM251 100H252V99H251ZM77 101H78V100H77ZM77 101H76V102H77ZM83 101H84V100H83ZM83 101H81V102H83ZM87 101H88V100H87ZM107 101H108V100H107ZM107 101H106V102H107ZM123 101H125V100H123ZM126 101H127V100H126ZM135 101H136V100H135ZM149 101H150V100H149ZM149 101H148V103H149ZM171 101H172V100H171ZM184 101H185V99H184ZM188 101H189V100H188ZM192 101H193V100H192ZM213 101H214V100H213ZM230 101H231V99H230ZM233 101H234V100H233ZM246 101H247V100H246ZM257 101L259 102L260 100H257ZM93 102H94V101H93ZM102 102H103V101H102ZM104 102H105V101H104ZM141 102H142V101H141ZM152 102H153V101H152ZM162 102H163V101H162ZM185 102H187V101H185ZM185 102H184V103H185ZM204 102H205V101H204ZM225 102H226V100H225ZM228 102H229V101H228ZM234 102H236V101H234ZM238 102H239V101H238ZM242 102H243V99H242ZM249 102H250V101H249ZM254 102H255V100H254ZM0 103H1V102H0ZM21 103H22V102H21ZM36 103H37V102H36ZM36 103H35V104H36ZM60 103H61V101H60ZM66 103H68V102H66ZM69 103H70V102H69ZM84 103H85V102H84ZM84 103H83V104H84ZM90 103H91V102H90ZM90 103H89V104H90ZM96 103H97V102H96ZM108 103H109V102H108ZM118 103H119V102H118ZM123 103H124V102H123ZM132 103H133V102H132ZM132 103H131V105H132ZM150 103H151V102H150ZM150 103H149V104H150ZM177 103H178V102H177ZM179 103H180V105H181V101H180ZM179 103H178V104H179ZM188 103L190 104V102H188ZM216 103H217V101H216ZM219 103H220V102H219ZM226 103H227V102H226ZM232 103H233V102H232ZM236 103H237V102H236ZM244 103H245V102H244ZM262 103H264V102H262ZM22 104H23V103H22ZM31 104H32V103H31ZM99 104H100V103H99ZM156 104H157V102H156ZM170 104H171V103H170ZM189 104H186V103H185V105H189ZM199 104H200V103H199ZM205 104H206V103H205ZM217 104H218V103H217ZM234 104H235V103H234ZM237 104L240 105L239 103H237ZM62 105H63V104H62ZM94 105H96V104H94ZM124 105H126V104H124ZM127 105H128V104H127ZM131 105H129L128 107H130ZM157 105H159V103H158ZM167 105H168V104H167ZM167 105H166V106H167ZM190 105H191V104H190ZM215 105H216V104H215ZM219 105H220V104H219ZM226 105H227V104H226ZM238 105H237V108H238ZM247 105H248L247 108L251 107V106L249 105V103H247ZM257 105H258V104H257ZM31 106H32V105H31ZM53 106H55V105H53ZM56 106H57V104H56ZM56 106H55V107H56ZM74 106H75V105H74ZM84 106H85V105H84ZM84 106H83V107H84ZM99 106H100V105H99ZM132 106H134V105H132ZM137 106H138V105H137ZM145 106H146V105H145ZM148 106H149V105H148ZM150 106H151V105H150ZM160 106H161V105H160ZM171 106H172V105H171ZM174 106H175V105H174ZM174 106H173V107H174ZM191 106H192V105H191ZM208 106H209V105H208ZM230 106H231V105H230ZM253 106H254V104H253ZM51 107H52V106H51ZM96 107H97V106H96ZM101 107H102V106H101ZM122 107H123V106H122ZM135 107H136V106H135ZM140 107H141V106H140ZM162 107H163V106H162ZM164 107H165V106H164ZM164 107H163V108H164ZM173 107H171V108H173ZM194 107H195V106H194ZM255 107H257V106H255ZM70 108H71V107H70ZM75 108H76V107H75ZM79 108H80V107H79ZM87 108H88V107H87ZM90 108H91V107H90ZM99 108H100V107H99ZM99 108L97 107V109H99ZM103 108H104V107H103ZM105 108H106V107H105ZM138 108H139V107H138ZM143 108H144V107H143ZM154 108H155V107H154ZM218 108H219V107H218ZM226 108H227V107H226ZM229 108H230V107H229ZM50 109H51V108H50ZM73 109H74V107H73ZM84 109H85V108H84ZM84 109H83V110H84ZM141 109H142V108H141ZM144 109H145V108H144ZM167 109H168V107H167ZM183 109H184V107H183ZM214 109H215V107H214ZM227 109H228V108H227ZM243 109H244V106H243ZM71 110H72V109H71ZM130 110H132V107H131ZM134 110L136 111V109H134ZM152 110H153V108H152ZM152 110H151V111H152ZM179 110H180V109H179ZM179 110H178V111H179ZM181 110H182V109H181ZM184 110H185V109H184ZM184 110H183V111H184ZM194 110H195V109H194ZM197 110H198V109H196V111H197ZM201 110H202V109H201ZM205 110H206V109H205ZM207 110H208V109H207ZM210 110H211V109H210ZM212 110H213V109H212ZM224 110H226V109H224ZM255 110H256V108H255ZM261 110H262V109H261ZM261 110H260V111H261ZM39 111H41V110L39 109ZM73 111H74V110H73ZM85 111H86V110H85ZM135 111H134V112H135ZM167 111H168V110H167ZM215 111H216V109H215ZM226 111H228V110H226ZM226 111H225V112H226ZM258 111H259V110H258ZM37 112H38V111H37ZM47 112H48V111H47ZM66 112H67V111H66ZM81 112H82V109H81ZM153 112H154V111H153ZM155 112H156V111H155ZM165 112H166V111H165ZM169 112H171V111H169ZM179 112H180V111H179ZM189 112H190V111H189ZM197 112H198V111H197ZM201 112H202V111H201ZM228 112H229V111H228ZM256 112H257V111H256ZM84 113H85V112H84ZM88 113H89V110H88ZM93 113H94V112H93ZM102 113H103V112H102ZM123 113H125V112H124V109H123ZM130 113H132V112L130 111ZM145 113H146V112H145ZM145 113H144V114H145ZM156 113H157V112H156ZM183 113H184V112H183ZM187 113H188V112H187ZM194 113H195V112H193V114H194ZM206 113H207V112H206ZM216 113H217V112H216ZM216 113H215V114H216ZM240 113H241V112H240ZM253 113H254V111H253ZM257 113H259V112H257ZM261 113H262V112H261ZM16 114H17V113H16ZM80 114H81V113H80ZM86 114H87V113H86ZM91 114H92V112H91ZM142 114H143V113H142ZM154 114H155V113H154ZM174 114H175V112H174ZM191 114H192V113L190 112L189 115L191 116ZM57 115H58V114H57ZM65 115H66V114H65ZM83 115H84V114H82V116H83ZM92 115H94V114H92ZM95 115H96V114H95ZM118 115H119V113H118ZM120 115H121V114H120ZM125 115H126V114H125ZM138 115H139V114H138ZM156 115H157V114H156ZM175 115H176V114H175ZM175 115H173V116H174L175 118H177ZM177 115H178V114H177ZM199 115H200V113H199ZM212 115L214 116V114H212ZM220 115H221V114H220ZM228 115H230V114L228 113ZM236 115H237V114H236ZM248 115H249V114H248ZM248 115H247V117H248ZM40 116H41V115H40ZM72 116H73V115H72ZM75 116H76V114H75ZM82 116H80V117H82ZM89 116H91V115H89ZM113 116H115V115H113ZM129 116H131V115L129 114ZM140 116H141V115H140ZM140 116H138V117H140ZM145 116H146V115H145ZM157 116H158V115H157ZM159 116H160V115H159ZM173 116L171 115V117H173ZM178 116H179V115H178ZM183 116H184V115H183ZM183 116H182V114H181L182 119H183ZM197 116H198V115H197ZM230 116H231V115H230ZM230 116H227V118L230 117ZM251 116H252V115H251ZM256 116H257V115H256ZM262 116H264V115H262ZM53 117H54V116H53ZM115 117H117V116H115ZM181 117H178V119L181 118ZM191 117H192V116H191ZM195 117H196V116H195ZM225 117H226V116H225ZM254 117H255V116H254ZM59 118H60V117L58 116V119H59ZM64 118H65V117H64ZM64 118H63V119H64ZM87 118H88V117H87ZM125 118H126V117H125ZM150 118H151V117H150ZM157 118H159V117H157ZM161 118H163V116H162ZM169 118H170V117H169ZM186 118H189V117H186ZM198 118H199V116H198ZM231 118H232V117H231ZM233 118H234V117H233ZM252 118H253V116H252ZM53 119H54V118H53ZM56 119H57V117L55 118V120H56ZM58 119H57V120H58ZM60 119H61V118H60ZM65 119H66V118H65ZM73 119H75V118H73ZM117 119H118V117H117ZM139 119H140V118H139ZM171 119H172V118H171ZM171 119H170V120H171ZM184 119H185V118H184ZM201 119H202V118H200L199 120H201ZM204 119H206V118H204ZM209 119H210V117H209ZM212 119H213V118H212ZM214 119H215V118H214ZM247 119H248V118H247ZM6 120H7V119H6ZM41 120H42V119H41ZM100 120H101V119H100ZM148 120H149V119H148ZM152 120H153V119H152ZM157 120H158V119H157ZM175 120H176V119H175ZM202 120H203V119H202ZM216 120H217V119H216ZM220 120H221V119H220ZM224 120H225V119H224ZM229 120H230V119H229ZM242 120H243V116H242ZM250 120H254V119H250ZM21 121H22V120H21ZM42 121H43V120H42ZM73 121H74V120H73ZM77 121H78V120H77ZM105 121L107 122V120H105ZM159 121H161V120H159ZM168 121H169V120H168ZM172 121H173V123H174V120H173V119H172ZM172 121H171V122H172ZM179 121L183 123V121H181V120H179ZM179 121H178V122H179ZM208 121H210V120H208ZM211 121H212V120H211ZM217 121H218V120H217ZM239 121H240V120H239ZM257 121H258V120H257ZM60 122H62V121H60ZM115 122H116V121H115ZM119 122H120V121H119ZM135 122H136V121H135ZM157 122H158V121H157ZM157 122H156V123H157ZM162 122H163V121H162ZM171 122H170V123H171ZM191 122H193V121H191ZM191 122L189 121V123H191ZM198 122H199V121H198ZM198 122H197V123H198ZM215 122H216V121H215ZM220 122H221V121H220ZM226 122H227V121H226ZM228 122H229V121H228ZM228 122H227V125L229 124ZM242 122H243V121H242ZM245 122H246V120H245ZM248 122H249V121H248ZM250 122H251V121H250ZM110 123H111V121H110ZM110 123H109V124H110ZM116 123H117V122H116ZM120 123H121V122H120ZM141 123H142V118H141ZM168 123H169V122H168ZM202 123H203V122H202ZM207 123H209V122H207ZM230 123H231V122H230ZM232 123H233V121H232ZM252 123H253V122H252ZM49 124H50V123H49ZM74 124H75V123H74ZM114 124H115V123H114ZM118 124H119V123H117L116 126H117ZM137 124H140V123H137ZM160 124H162V123L159 122V125H160ZM163 124H165V122H164ZM210 124H211V123H210ZM210 124H208V125L210 126ZM217 124H219V123H217ZM237 124H238V123H237ZM240 124H241V123H240ZM242 124H243V123H242ZM242 124H241V126L243 127ZM246 124H247V122H246ZM259 124H260V123H259ZM34 125H35V124H34ZM45 125H47V124H45ZM85 125H86V124H85ZM121 125H122V124H121ZM134 125H135V124H134ZM142 125H143V127L146 128V126H145L144 124H142ZM142 125H141V127H142ZM156 125H157V124H156ZM156 125H155V127H156ZM165 125H166V124H165ZM165 125H164V126H165ZM168 125H169V124H168ZM186 125H187V124H183V126H186ZM190 125H191V124H189V127H190ZM193 125H195V124H193ZM198 125L201 126V124H199V123H198ZM198 125H197L196 127H198ZM205 125H206V124H205ZM229 125H230V124H229ZM231 125H232V124H231ZM231 125H230V128H232ZM127 126H128V125H127ZM137 126L140 127V125H137ZM147 126H148V125H147ZM152 126H153V125H152ZM161 126H162V125H161ZM221 126H222V124H221ZM245 126H246V125H245ZM248 126H249V125H248ZM260 126H261V124H260ZM81 127H82V126H81ZM111 127H112V126H111ZM128 127H129V126H128ZM172 127H173V126H172ZM180 127H181V126H180ZM186 127H188V126H186ZM205 127H206V126H205ZM215 127H216V126H215ZM225 127H227V126H225ZM225 127H224V129H225ZM238 127H239V126H238ZM249 127H250V126H249ZM261 127H262V126H261ZM118 128H119V127H118ZM193 128H194V127H193ZM198 128H199V127H198ZM211 128H212V127H210V129H211ZM110 129H111V128H110ZM126 129H127V128H126ZM140 129H141V128H140ZM140 129H139V130H140ZM158 129H159V128H158ZM158 129H157V130H158ZM169 129H170V128H169ZM169 129H167V130H169ZM181 129H182V128H181ZM187 129H188V128H187ZM187 129L185 128V131H186ZM205 129H206V128H205ZM205 129H204V130H205ZM217 129H218L217 132H219V128H217ZM251 129H252V128H251ZM104 130H105V129H104ZM145 130H146V129H145ZM149 130H150V128H149ZM170 130H171V129H170ZM177 130H178V129H177ZM182 130H183V129H182ZM194 130H195V128L193 129V131H194ZM197 130H199V129H197ZM200 130H201V129H200ZM211 130H212V129H211ZM220 130H221V129H220ZM227 130H228V129H227ZM230 130H231V129H230ZM234 130H235V129H234ZM236 130L239 131V130H241V129L239 128V130H238V128H236ZM258 130H259V129H258ZM261 130H262V129H260V131H261ZM14 131H15V130H14ZM21 131H22V130H21ZM21 131H20V132H21ZM124 131H125V130H124ZM147 131H148V130H147ZM179 131H180V130H179ZM179 131H177V132H179ZM187 131H188V130H187ZM207 131H208V129H207ZM207 131H205V132L207 133ZM225 131H226V129H225ZM231 131H232V130H231ZM246 131L248 132L249 130H246ZM252 131H253V130H252ZM82 132H83V131H82ZM126 132H127V131H126ZM126 132H125V133H126ZM143 132H144V130H143ZM159 132H160V131H159ZM169 132H170V131H169ZM177 132H176V133H177ZM182 132H184V131H182ZM194 132L197 133L196 131H194ZM199 132H201V131H199ZM205 132H204V133H205ZM221 132H222V130H221ZM228 132H229V131H228ZM247 132H246V135H247ZM258 132H259V131H258ZM261 132H262V131H261ZM69 133H70V132H69ZM140 133H141V132H140ZM144 133H145V132H144ZM144 133H143V134H144ZM165 133H166V132H165ZM180 133H181V131H180ZM214 133H215V132H214ZM230 133L233 134V131L230 132ZM236 133H237V132H236ZM236 133H234V134H236ZM240 133H241V132H240ZM240 133H239V134H240ZM248 133L253 134L252 132H248ZM255 133H256V132H255ZM255 133H254V135H255ZM14 134H15V133H14ZM19 134H20V133H19ZM98 134H99V133H98ZM129 134H131V133L129 132ZM177 134H178V133H177ZM181 134H183V133H181ZM192 134H193V133H192ZM207 134H209V133H207ZM217 134H218V133H217ZM217 134H216V135H217ZM219 134H220V132H219ZM244 134H245V133H244ZM258 134H259V133H258ZM41 135H42V134H41ZM144 135H145V134H144ZM144 135H143V136H144ZM163 135H164V134H163ZM165 135H166V134H165ZM167 135H169V134H167ZM173 135H174L173 137L175 138V134H173ZM178 135L180 136V134H178ZM196 135H198V134H196ZM5 136H6V135H5ZM10 136H11V135H10ZM62 136H63V135H62ZM148 136H149V135H148ZM148 136H147V137H148ZM153 136H154V135H153ZM161 136H162V134H161ZM200 136H201V135H200ZM203 136H204V135H203ZM206 136H207V135H206ZM211 136H212V135H211ZM221 136H222V135H221ZM221 136H219V137H221ZM225 136H226V135H225ZM239 136H240V138H241V135H239ZM242 136H243V135H242ZM259 136H260V135H259ZM80 137H81V136H80ZM122 137H123V136H122ZM129 137H130V136H129ZM129 137H127V140H128ZM145 137H146V136H145ZM155 137H156V135H155ZM155 137H154V138H155ZM165 137H166V136H165ZM171 137H172V136H171ZM181 137H182V136H181ZM184 137H185V136H184ZM184 137H182V138H184ZM194 137L201 139V137H197V136H194ZM204 137H205V136H204ZM228 137H229V136H228ZM232 137H233V136H232ZM236 137H238V136H236ZM236 137L234 136L233 138H236ZM137 138H139V136H138ZM152 138H153V137H152ZM152 138H151V139H152ZM161 138H163V137H161ZM167 138H168V137H167ZM177 138H178V137H177ZM196 138H195V139H196ZM209 138H210V137H209ZM252 138H254V137H252ZM258 138H260V137H258ZM10 139H12V138H10ZM146 139H149V138H146ZM151 139H150V140H151ZM156 139H157V138H155V141H156ZM172 139H173V138H172ZM179 139H180V138H179ZM179 139H178V140H179ZM203 139H204V138H203ZM205 139H206V138H205ZM213 139H215V138H213ZM18 140H19V139H18ZM27 140H28V139H27ZM27 140H26V141H27ZM116 140H117V139H116ZM150 140H149V141H150ZM152 140H153V139H152ZM178 140H177V141H178ZM189 140H191V139H189ZM197 140H198V139H197ZM209 140H210V139H209ZM211 140H212V139H211ZM217 140H218V137H217ZM224 140H225V139H224ZM232 140H233V139H232ZM250 140H252V139H250ZM261 140H262V138H261ZM5 141H6V140H5ZM120 141H121V140H120ZM144 141H145V140H144ZM149 141L147 140V142H149ZM180 141H181V140H180ZM186 141H187V140H186ZM194 141H195V140H194ZM204 141L206 142V140H204ZM225 141H226V140H225ZM234 141H237V140L235 139ZM30 142H31V141H30ZM34 142H35V141H34ZM50 142H51V141H50ZM139 142H141V141H139ZM145 142H146V141H145ZM152 142H154V141H152ZM152 142H150V143H152ZM170 142H171V141H170ZM174 142H176V141H174ZM181 142H183V141H181ZM188 142H189V145H188V146H190V143H191V142H190V141H188ZM205 142H203V143L205 144ZM210 142H211V141H210ZM237 142H239V141H237ZM22 143H23V142H22ZM45 143H46V142H45ZM126 143H127V142H126ZM166 143H167V142H166ZM171 143H172V142H171ZM176 143H177V142H176ZM196 143H197V142H196ZM213 143H214V142H213ZM215 143H216V139H215ZM226 143H227V141H226ZM229 143H230V142H229ZM233 143H234V142H233ZM239 143H240V142H239ZM248 143H249V142H248ZM255 143H256V142H255ZM261 143H262V142H261ZM114 144H116V143H114ZM143 144H144V142H143ZM153 144H154V143H153ZM155 144H156V143H155ZM155 144H154V146H155ZM163 144H164V143H163ZM186 144H188V143H186ZM198 144H200V143H198ZM201 144H202V142H201ZM211 144H212V143H211ZM218 144L221 145L222 143L220 144V142H219ZM240 144H241V143H240ZM121 145H123V143H121ZM127 145H128V144H127ZM134 145H135V144H134ZM150 145H151V144H150ZM168 145H170V144H168ZM171 145H173V144H171ZM171 145H170V148L172 147ZM192 145H193V142H192ZM195 145H196V144H195ZM212 145H213V144H212ZM223 145H224V147H225V144H223ZM233 145H234V144H233ZM237 145H238V144H237ZM241 145H243V144H241ZM241 145H240V146H241ZM111 146H112V145H111ZM125 146H126V145H125ZM151 146H152V145H151ZM186 146H187V145H186ZM186 146H185V147H186ZM188 146H187V147H188ZM193 146H194V145H193ZM196 146H197V145H196ZM205 146H206V145H205ZM205 146H204V147H205ZM210 146H211V145H210ZM210 146H208V148H209ZM244 146H245V145H244ZM249 146H250V145H249ZM262 146H264V145H262ZM27 147H28V145H27ZM29 147H30V146H29ZM34 147H35V146H34ZM120 147H121V146H120ZM122 147H123V146H122ZM136 147H137V146H136ZM143 147H144V146H143ZM148 147H149V146H148ZM157 147H158V146H157ZM157 147H155L156 149L154 148L156 151H157V149H158ZM182 147H183V146H182ZM182 147H181V148H182ZM187 147H186V149H187ZM191 147H192V146H191ZM199 147H201V146L199 145ZM222 147H223V146H222ZM9 148H10V147H9ZM9 148H7V149L9 150ZM51 148H52V147H51ZM74 148H75V147H74ZM117 148H119V147H117ZM128 148H130V147L128 146ZM151 148H152V147H151ZM160 148H161V147H160ZM163 148H164V147H163ZM179 148H180V147H179ZM181 148H180V149H181ZM197 148H198V147H197ZM211 148H212V147H211ZM214 148H215V146H214ZM217 148H219V147H217ZM230 148H231V146H230ZM113 149H114V148H113ZM134 149H135V148H134ZM140 149H141V148H140ZM152 149H153V148H152ZM161 149H162V148H161ZM161 149H159V150H161ZM164 149H165V148H164ZM191 149H192V148H191ZM193 149H194V148H193ZM193 149H192V150H193ZM202 149H203V148H202ZM202 149H201V150H202ZM233 149H235V147H234ZM233 149H232V150H233ZM239 149H240V148H239ZM249 149H250V148H249ZM249 149L247 150L248 152H249ZM35 150H36V149H35ZM149 150H150V149H149ZM182 150H183V149H182ZM192 150H191L190 152H192ZM194 150H195V149H194ZM196 150H197V152H198V149H196ZM214 150H215V149H214ZM219 150H221V149L219 148ZM219 150H218V151L215 150V151H216V152H219ZM227 150L229 151V149H227ZM232 150H231V151H232ZM242 150H243V149H242ZM242 150H241V151H242ZM104 151H105V150H104ZM106 151H107V150H106ZM124 151H125V149H124ZM161 151H162V150H161ZM185 151H186V150H185ZM209 151H210V150H209ZM223 151H224V150H223ZM231 151H230V152H231ZM247 151H246V152H247ZM14 152H15V151H14ZM95 152H96V151H95ZM100 152H101V151H100ZM107 152H108V151H107ZM119 152H120V151H119ZM129 152H130V150H129ZM142 152H143V151H142ZM150 152H151V151H150ZM176 152H177V151H176ZM188 152H189V151H188ZM193 152H196V151H193ZM193 152H192V153H193ZM200 152H201V151H200ZM232 152H233V151H232ZM67 153H68V152H67ZM70 153H71V152H70ZM130 153H131V152H130ZM152 153H153V152H152ZM152 153H151V154H152ZM156 153H158V152H156ZM161 153H162V152H161ZM161 153H160V154H161ZM169 153H170V152H169ZM236 153H237V152H236ZM242 153L244 154V152H242ZM1 154H3V153H1ZM37 154H38V153H37ZM95 154L97 155V153H95ZM100 154H101V153H100ZM118 154H120V153H118ZM121 154H122V153H121ZM140 154H141V153H140ZM148 154H149V152H148ZM199 154H200V153H199ZM205 154H206V153H205ZM232 154H233V153H232ZM250 154H251V153H250ZM131 155H132V154H131ZM134 155H136V154L134 153ZM137 155H138V154H137ZM145 155H146V154H145ZM154 155H155V154H154ZM163 155H164V154H163ZM169 155H170V157H171L172 155H174V153L169 154ZM178 155L183 156V155H181V154H178ZM190 155H191V154H190ZM190 155H189V157H190ZM192 155H194V153H193ZM196 155L198 156L197 153H196ZM200 155H201L200 157L198 156L199 158L202 157V153H201ZM226 155H227V154H226ZM239 155H240V154H239ZM239 155H238V156H239ZM244 155H248V154L245 153ZM261 155H262V154H261ZM68 156H69V155H68ZM84 156H85V154H84ZM111 156H113V155H111ZM129 156H130V155H129ZM138 156H139V155H138ZM138 156H137V158H138ZM142 156H143V155H142ZM149 156H150V155H149ZM151 156H152V155H151ZM158 156H159V155H158ZM207 156H208V155H207ZM217 156H218V155H217ZM228 156H229V155H228ZM230 156H231V154H230ZM1 157H2V155H1ZM78 157H79V155H78ZM105 157L108 158L107 156H105ZM113 157H114V156H113ZM132 157H133V156H132ZM146 157H147V155H146ZM152 157H153V156H152ZM152 157H151V158H152ZM156 157H157V156H156ZM161 157H162V156H161ZM193 157H194V156H192L191 158H193ZM203 157H205V156H203ZM203 157H202V158H203ZM232 157H233V156H231V158H232ZM234 157H235V156H234ZM236 157H237V156H236ZM252 157H254V156H252ZM260 157H262V156H260ZM80 158H82V156H80ZM114 158H115V157H114ZM127 158H128V157H127ZM140 158H141V157H140ZM142 158H143V157H142ZM154 158H155V157H154ZM157 158H158V157H157ZM162 158H164V156H163ZM168 158H169V157H168ZM180 158H181V157H180ZM184 158H185V157H184ZM184 158H183V159H184ZM196 158H197V157H196ZM209 158H210V157H209ZM223 158H224V157H223ZM225 158H227V157L225 156ZM244 158H245V157H244ZM70 159H71V158H70ZM78 159H79V158H78ZM96 159H97V158H96ZM112 159H113V158H112ZM121 159H122V157H121ZM155 159H156V158H155ZM159 159H160V158L156 159V160H158V161H157V162L155 161V162L158 163V162H159ZM164 159H165V158H164ZM164 159H162V161H163ZM183 159H182V160H183ZM194 159H195V158H194ZM197 159H198V158H197ZM205 159H206V158H205ZM218 159H220V158H218ZM241 159H242V158H241ZM246 159H248V156H246ZM246 159H245V160H246ZM81 160H82V159H81ZM84 160H85V159H84ZM169 160H170V159H169ZM175 160H176L175 158H174V160L171 159L172 162H173V161L175 162ZM184 160H185V159H184ZM206 160H208V159H206ZM222 160H225V159H222ZM233 160H234V158H233ZM238 160H240V159H238ZM257 160H258V159H257ZM56 161H57V160H56ZM97 161H98V160H97ZM97 161H96V162H97ZM132 161H134V160H132ZM195 161H196V160H195ZM195 161H194L193 163H195ZM197 161H199V160H197ZM211 161H212V159H211ZM220 161H221V160H220ZM242 161H243V159H242ZM250 161H251V160H250ZM261 161H264V160H261ZM59 162H60V161H59ZM93 162H94V161H93ZM125 162H126V161H125ZM144 162H145V161H144ZM147 162H148V161H147ZM153 162H154V161H153ZM163 162H165V161H163ZM185 162H186V160H185ZM185 162H184V163H185ZM204 162H206V161L204 160ZM209 162H210V160H209ZM213 162H214V161H213ZM230 162H231V161H230ZM232 162H233V161H232ZM232 162H231V163H232ZM237 162H238V161H237ZM56 163H57V162H56ZM148 163H149V162H148ZM159 163H161V162H159ZM202 163H203V162H201V164H202ZM206 163H208V162H206ZM218 163H219V162H218ZM223 163H224V161H223ZM233 163H234V162H233ZM235 163H236V162H235ZM235 163H234V164H235ZM243 163H244V162H243ZM256 163H258V162H256ZM256 163H255V164H256ZM30 164H31V163H30ZM80 164H81V163H80ZM114 164H115V163H114ZM124 164H126V163H124ZM130 164H131V163H130ZM138 164H139V163H138ZM141 164H142V163H141ZM146 164H147V163H146ZM167 164H168V163H167V161H166V165H167ZM174 164H175V163H174ZM174 164H173V165H174ZM178 164H179V162H178ZM201 164L199 163V165H201ZM221 164H222V163H221ZM234 164H233V165H234ZM237 164H238V163H237ZM244 164H245V163H244ZM246 164H247V163H246ZM128 165H129V163H128ZM133 165H134V163H133ZM142 165H143V164H142ZM144 165H145V164H144ZM147 165H148V164H147ZM149 165H150V168H152V167H151V163H149ZM149 165H148V167H149ZM156 165H157V164H156ZM158 165H159V164H158ZM164 165H165V164L163 163L162 165H160V167H161V166L163 167ZM185 165H186V164H185ZM188 165H189V164H188ZM188 165H187V167H188ZM194 165H195V164H194ZM194 165H193V166H194ZM196 165H197V164H196ZM209 165H210V164H209ZM209 165L207 164L208 167H209ZM228 165H229V164H228ZM228 165H227V166H228ZM241 165H242V164H241ZM241 165H240V166H241ZM252 165H253V164H252ZM261 165H262V164H261ZM103 166H105V165H103ZM106 166H107V165H106ZM212 166H213V165H212ZM217 166H218V165H217ZM238 166H239V165H238ZM257 166H260V165L258 164ZM42 167H43V166H42ZM46 167H47V166H46ZM51 167H52V166H51ZM75 167H76V166H75ZM86 167H87V165H86ZM86 167H85V169H86ZM117 167H118V166H117ZM129 167H130V165H129ZM164 167H165V166H164ZM164 167H163V168H164ZM180 167H181V166H180ZM184 167H185V166H184ZM187 167H186V168H187ZM196 167H198V166H196ZM196 167H194V169H195ZM228 167H229V166H228ZM230 167H231V166H230ZM262 167H264V166H262ZM0 168H1V167H0ZM2 168H3V167H2ZM4 168H5V167H4ZM10 168H11V167H10ZM76 168H77V167H76ZM109 168H110V167H109ZM130 168H131V167H130ZM163 168H161V169H163ZM166 168L168 169L167 166H166ZM166 168H164V169H166ZM170 168H171V167H170ZM170 168H169V169H170ZM182 168H183V167H182ZM186 168H185V169L183 168L182 171L186 170ZM209 168H212V167H209ZM241 168H243V167H241ZM253 168H255V167L253 166ZM258 168H260V167H258ZM107 169H108V168H107ZM111 169H112V167H111ZM115 169H116V168H115ZM117 169H118V168H117ZM120 169H121V167H120ZM123 169H124V168H123ZM133 169H134V166H133ZM136 169L138 170L139 168H136ZM147 169H149V168H147ZM147 169H146V171H147ZM169 169H168V171H167L168 174H170V173H169V172H170ZM171 169H172V168H171ZM180 169H181V168H180ZM198 169H199V168H198ZM206 169H207V168H206ZM216 169H217V168H216ZM216 169H215V170H216ZM228 169H229V168H228ZM251 169H252V168H251ZM32 170H34V169H32ZM37 170H38V169H37ZM47 170H48V169H47ZM47 170H46V171H47ZM77 170H79V169L77 168ZM101 170H102V169H101ZM149 170H150V172H151V170L153 171V169H149ZM176 170H178V169H176ZM176 170H175V171H176ZM188 170L190 171V168H189ZM188 170H187V171H188ZM199 170H200V169H199ZM218 170H219V169H218ZM222 170H224V169H222ZM225 170H226V169H225ZM225 170H224V171H225ZM230 170H232V169L230 168ZM235 170H236V169H235ZM239 170H240V168H239ZM241 170H242V169H241ZM243 170L245 171V169H243ZM243 170H242V171H243ZM246 170H247V169H246ZM260 170H261V169H260ZM0 171H1V170H0ZM88 171H89V170H88ZM103 171H104V169H103ZM103 171H102V172H103ZM108 171H109V169H108ZM108 171H107V172H108ZM112 171H113V170H112ZM118 171H119V170H118ZM120 171H121V170H120ZM120 171H119V172H120ZM126 171H127V170H126ZM134 171H135V170H134ZM134 171H133V172H134ZM154 171H155V168H154ZM164 171H165V170H164ZM179 171H180V170H179ZM182 171H181V172H182ZM193 171H194V170H193ZM213 171H214V170H213ZM216 171H217V170H216ZM219 171H220V170H219ZM233 171H234V170H233ZM233 171H232V172H233ZM236 171H237V170H236ZM252 171H255V170H252ZM262 171H264V170H262ZM80 172H82V171H80ZM91 172H92V171H91ZM110 172H111V171H110ZM122 172H123V170H122ZM122 172H120V173H122ZM133 172H132V175H133ZM135 172H136V171H135ZM138 172H139V171H138ZM147 172H148V171H147ZM160 172H161V171H160ZM165 172H166V171H165ZM220 172H221L220 174H222L223 171H220ZM228 172H229V171H228ZM234 172H235V171H234ZM238 172H239V171H238ZM238 172H237V173H238ZM246 172H249V171L247 170ZM260 172H261V171H259V173H260ZM37 173H39V172H37ZM73 173H74V172H73ZM96 173H97V172H96ZM174 173H175V172H174ZM184 173H185V172H184ZM188 173H190V172H188ZM192 173H195V172H192ZM198 173H199V171H198ZM202 173H203V172H202ZM218 173H219V172H218ZM224 173H225V172H224ZM254 173H255V172H254ZM33 174H35V173H33ZM61 174H62V173H61ZM61 174H60V175H61ZM98 174H99V173H98ZM98 174H97V175H98ZM105 174H106V172H105ZM112 174H113V176H114V173H112ZM112 174H110V175H112ZM139 174H140V173H139ZM143 174H144V176H145L146 173L144 172ZM163 174H164V173H163ZM179 174H180V173H179ZM204 174H205V172H204ZM207 174H208V173H207ZM207 174H206V175H207ZM216 174H217V173H216ZM225 174H226V173H225ZM239 174H240V173H239ZM245 174H246V173H245ZM245 174H243L244 177H245ZM66 175H67V174H66ZM81 175H82V174H81ZM81 175H79V176H81ZM99 175H101V173H100ZM106 175H107V174H106ZM121 175H122V174H121ZM125 175H126V174H125ZM140 175H141V174H140ZM148 175H150V174L148 173ZM175 175H176V174H175ZM175 175H173V176H175ZM184 175L186 176V174H184ZM191 175H193V174H191ZM191 175L189 174V176H191ZM212 175H213V173H212ZM217 175H219V174H217ZM227 175H228V174H227ZM227 175H226V176H227ZM229 175H230V174H229ZM231 175H232V174H231ZM231 175H230V176H231ZM233 175H234V174H233ZM233 175H232V177H233ZM237 175H238V174H237ZM240 175L242 176V174H240ZM251 175H254V174L251 173ZM262 175H264V174H262ZM28 176H29V175H28ZM135 176H137V175H135ZM151 176H152V175H151ZM162 176H163V175H162ZM185 176H184V177H185ZM195 176H196V175H195ZM222 176H223V175H222ZM249 176H250V175H249ZM249 176H247V178H248ZM260 176H261V174H260ZM14 177H15V176H14ZM22 177H23V176H22ZM60 177H61V176H60ZM65 177H66V176H65ZM92 177H93V175H92ZM92 177H91V179H93ZM94 177H95V176H94ZM138 177H139V176H138ZM140 177H141V176H140ZM163 177H164V176H163ZM178 177H179V176H178ZM182 177H183V175H182ZM206 177H207V176H206ZM214 177H216V175H215ZM219 177H221V176H219ZM262 177H264V176H262ZM15 178H16V177H15ZM61 178H62V177H61ZM66 178H67V177H66ZM68 178H69V177H68ZM68 178H67V179H68ZM73 178H75V177H73ZM116 178H117V177H116V175H115V180H116ZM132 178H133V177H132ZM150 178H151V177H150ZM160 178H161V177H160ZM164 178H165V177H164ZM164 178H163V179H164ZM166 178H167V177H166ZM170 178H171V177H170ZM170 178H169V179H170ZM175 178H176V177H175ZM186 178H187V177H186ZM188 178L191 179V177H188ZM197 178H198V177H197ZM199 178L201 179L200 176H199ZM203 178H205V176H204ZM212 178H213V177H212ZM227 178H228V177H227ZM245 178H246V177H245ZM251 178H252V176H251ZM11 179H12V177H11ZM33 179H34V178H33ZM47 179H48V178H47ZM95 179H96V178H95ZM113 179H114V177H113ZM126 179H127V177H126ZM163 179H161V180H163ZM189 179H188V180H189ZM215 179L220 180V178H218V176H217V178H215ZM228 179H229V178H228ZM232 179H233V178H232ZM232 179H229V181L232 180ZM35 180H36V179H35ZM35 180H34V182H35ZM51 180H53V179H51ZM101 180H102V179H101ZM120 180H121V178H120ZM122 180H123V179H122ZM127 180H128V179H127ZM129 180H130V179H129ZM129 180H128V181H129ZM145 180H146V179H145ZM151 180H152V179H151ZM177 180H178V179H176L175 181H177ZM185 180H186V179H185ZM193 180H194V179H193ZM201 180H202V179H201ZM208 180H209V179H208ZM218 180H217V181H218ZM248 180H249V179H248ZM252 180H256V177L254 176V179H252ZM262 180H264V179H261V180H259V181L261 182ZM12 181H13V180H12ZM43 181H44V180H43ZM109 181H111V179H109ZM136 181H137V180H136ZM159 181H160V180L158 179V181H156V182H159ZM167 181H168V180H167ZM167 181L163 180L162 182H165V184H166ZM197 181H198V180H197ZM203 181H204V180H203ZM205 181H206V180H205ZM205 181H204V182H205ZM210 181H211V180H210ZM210 181H209L208 183H209V184H213V183H210ZM213 181H214V180H213ZM220 181H222V180H220ZM220 181H219V182H220ZM225 181L227 182L228 180H225ZM232 181H233V180H232ZM232 181H231V182H232ZM234 181H235V180H234ZM250 181H251V180H250ZM250 181H249V182H250ZM256 181H258V180H256ZM5 182H6V180H5ZM49 182H50V181H49ZM91 182H92V180H91ZM115 182H116V181H115ZM124 182H125V181H124ZM142 182H144V181H142ZM168 182H170V180H169ZM171 182L173 183L172 179H171ZM179 182H180V181H179ZM183 182H184V181H183ZM191 182H192V179L190 180V183H191ZM193 182H196V180L193 181ZM193 182H192V183H193ZM198 182H199V181H198ZM204 182L201 181L200 184H202V183L205 184ZM215 182H216V181H215ZM223 182H224V181H223ZM241 182H242V181H241ZM39 183H41V182H39ZM47 183H48V182H47ZM52 183H53V182H52ZM81 183H82V182H81ZM95 183H97V182H95ZM125 183H126V182H125ZM129 183H130V182H129ZM140 183H141V179H140ZM146 183H148V182H146ZM153 183H155V182H153ZM177 183H178V182H177ZM186 183H188V181H187ZM208 183H206L205 185H207ZM221 183H222V182H221ZM237 183H238V182H237ZM239 183H240V181H239ZM244 183H245V182H243V184H244ZM6 184H7V182H6ZM13 184H14V183H13ZM36 184H37V182H36ZM48 184H49V183H48ZM50 184H51V183H50ZM65 184H66V183H65ZM78 184H79V182H78ZM119 184H120V183H119ZM122 184H123V183H122ZM122 184H120V185H122ZM126 184H127V183H126ZM126 184H125V185H126ZM137 184H138V183H137ZM156 184H157V183H156ZM170 184H171V183H170ZM178 184H179V183H178ZM181 184H182V182H181ZM198 184H199V183H198ZM215 184H216V183H215ZM217 184H218V183H217ZM222 184H223V183H222ZM227 184H228V182H227ZM227 184H226V185H227ZM229 184H230V183H229ZM229 184H228V185H229ZM245 184L247 185V183H245ZM248 184H249V183H248ZM257 184H258V183H257ZM26 185H27V184H26ZM26 185H25V183H24L23 186L26 187ZM34 185H35V183H34ZM81 185H83V184H81ZM81 185H80V186H81ZM91 185H92V184H91ZM96 185H97V184H96ZM117 185H118V184H117ZM120 185L118 186V188L120 187ZM125 185H124V186H125ZM129 185H130V184H129ZM138 185H139V184H138ZM150 185H151V184H150ZM161 185H162V183H161ZM166 185H167V184H166ZM179 185H180V184H179ZM192 185H193V184H192ZM194 185H195V184H194ZM218 185H219V184H218ZM231 185H232V184H231ZM235 185H236V184H235ZM252 185H253V184H252ZM259 185H260V184H259ZM259 185H258V186H259ZM13 186H14V185H13ZM29 186H30V185H29ZM43 186H44V185H43ZM92 186H94V185H92ZM108 186H109V183H108ZM108 186H107V187H108ZM167 186H168V185H167ZM167 186H166V187H167ZM172 186H173V189H172V191H173L175 187H174V185H172ZM172 186H169V187L172 188ZM185 186H186V184H185ZM202 186H203V185H202ZM211 186H212V185H211ZM238 186H239V184H238ZM240 186H241V185H240ZM248 186H249V185H247V187H248ZM84 187H85V186H84ZM89 187H90V186H89ZM121 187H122V186H121ZM121 187H120V188H121ZM132 187H133V186H132ZM132 187H131V189H132V193H133V191H134L135 189L132 188ZM147 187H148V186H147ZM157 187H158V185H157ZM161 187H162V186H160V188H161ZM179 187H180V186H179ZM186 187H189V186L187 185ZM192 187H193V186H192ZM196 187H197V186H196ZM206 187H207V186H204L203 188H206ZM218 187L220 188V185H219ZM247 187L245 186L244 188H245L248 192H252V193H253V191H252V190L249 191V190H248L249 187H248V188H247ZM250 187H252V186L250 185ZM17 188H18V187H17ZM20 188H21V187H20ZM20 188H19V189H20ZM47 188H48V187H47ZM65 188H66V187H65ZM76 188H77V187H76ZM82 188H83V187H82ZM82 188H81V190L84 189V188H83V189H82ZM91 188H92V187H91ZM99 188H100V187H99ZM101 188H102V187H101ZM101 188H100V189H101ZM125 188H126V187H125ZM135 188H136V187H135ZM153 188H154V187H153ZM160 188L158 187L157 189H160ZM180 188H183V187L181 186ZM184 188H185V187H184ZM193 188H195V186H194ZM193 188H192V189H193ZM213 188H214V186H213ZM213 188H212V190L214 191V189H216V188H214V189H213ZM222 188H223V187H222ZM226 188H227V187H225L224 189H226ZM228 188H229V186H228ZM244 188H243V191H242V192H244ZM7 189L9 190L8 187H7ZM10 189H11V188H10ZM21 189H22V188H21ZM129 189H130V187H129ZM140 189H141V188H140ZM146 189H147V188H146ZM146 189H145V190H146ZM149 189H150V188H149ZM157 189L155 188V190H157ZM187 189H188V188H187ZM187 189H186V191H187ZM192 189L190 188V190H192ZM195 189H196V188H195ZM195 189H193L194 192H196ZM198 189H200V188H198ZM201 189H202V187H201ZM201 189H200V190H201ZM230 189H234V187H233V186H232V187L230 186L229 190H230ZM249 189H250V188H249ZM261 189H262V188H261ZM22 190H23V189H22ZM30 190H32V189H30ZM77 190H78V189H77ZM94 190H95V188H94ZM98 190H99V189H98ZM118 190H119V189H118ZM122 190H125V189L122 188ZM161 190H162V188H161ZM161 190H157V191H161ZM163 190H164V189H163ZM181 190H182V189H181ZM188 190H189V189H188ZM200 190H199V192H200ZM203 190H204V189H203ZM210 190H211V189H210ZM219 190H220V189H219ZM237 190H238V188H237ZM255 190H256V189H255ZM262 190H264V189H262ZM105 191H106V190H105ZM136 191H138V189L135 190V192H136ZM150 191H151V190H150ZM165 191H166V190H165ZM205 191H206V190H205ZM207 191L209 192V190H207ZM231 191H232V190H231ZM75 192H76V191H75ZM96 192H97V191H96ZM96 192H95V193H96ZM113 192H114V189H113ZM119 192H120V190H119ZM124 192H125V191H124ZM129 192H130V191H129ZM139 192L141 193V190H140ZM147 192H148V191H147ZM153 192H155V191H153ZM161 192H162V191H161ZM161 192H160V193H161ZM163 192H164V191H163ZM174 192H175V191H174ZM176 192H177V194H179V193H178V192H179V189H178V190L176 189ZM191 192H193V191H191ZM201 192H202V191H201ZM219 192H220V191H219ZM224 192H226V190H224ZM234 192H235V191H234ZM50 193L52 194V192H50ZM90 193H92V192L90 191ZM93 193H94V192H93ZM121 193H122V192H121ZM127 193H128V190H127ZM127 193H126V194H127ZM137 193H138V192H137ZM137 193H136V194H137ZM150 193H152V192H150ZM164 193H165V192H164ZM164 193H163V197H164ZM166 193H168V192H166ZM169 193H170V192H169ZM172 193H173V192H171V194H172ZM183 193H184V191H183ZM183 193H182V194H183ZM185 193H186V192H185ZM197 193H198V191H197ZM204 193H205V192H204ZM231 193L234 195L233 192H231ZM239 193H240V191H239ZM239 193H237L238 196H239ZM256 193H257V191H256ZM25 194H26V193H25ZM80 194H81V193H80ZM97 194H98V192H97ZM102 194H103V193H102ZM102 194H101V195H102ZM104 194L106 195V192H104ZM104 194H103V195H104ZM108 194H110V193L108 192L106 196H107V197H108V196L110 197V195H108ZM117 194H118V193H117ZM119 194H120V193H119ZM122 194H123V193H122ZM124 194H125V193H124ZM124 194H123V195H124ZM128 194H129V193H128ZM130 194H131V193H130ZM133 194H134V193H133ZM143 194H144V196H145L146 193H143ZM156 194H157V193H156ZM173 194H174V193H173ZM173 194H172V195H173ZM188 194H189V193H188ZM194 194H195V193H194ZM200 194H202V193H200ZM207 194H208V193H207ZM207 194H206V195H207ZM215 194H216V193H215ZM221 194H222V193H221ZM235 194H236V193H235ZM244 194L246 195V193H244ZM248 194H249V193H248ZM94 195H95V194H94ZM131 195H132V194H131ZM137 195H138V194H137ZM151 195H152V194H151ZM167 195H168V194H167ZM167 195H165L166 198H167ZM174 195H175V194H174ZM192 195H193V194H191V195H189V196H192ZM196 195H197V194H196ZM212 195H213V194H212ZM216 195H217V194H216ZM216 195H213V196L216 197ZM227 195H228V194H227ZM233 195H232V196H233ZM249 195H250V194H249ZM253 195H254V193H253ZM253 195H252V199H250L251 201H253V200H254V196H256V195H254V196H253ZM258 195H259V194H258ZM52 196H53V195H52ZM67 196H68V195H67ZM73 196H74V195H73ZM95 196H96V195H95ZM99 196H100V195H99ZM128 196H129V195H128ZM140 196H142V195H140ZM140 196H139V197H140ZM144 196H143V197H144ZM146 196H147V195H146ZM149 196H150V195H149ZM156 196L158 197V195H156ZM160 196H161V195H160ZM160 196H159V198L162 197V196H161V197H160ZM176 196H179V195H176ZM181 196H182V195H180V198H181ZM187 196H188V195H187ZM189 196H188V197H189ZM193 196H194V195H193ZM193 196L190 197V198H193ZM203 196H204V194H203ZM224 196H225V195H224ZM236 196H237V195H236ZM236 196H234V197H236ZM238 196H237V197H238ZM250 196H251V195H250ZM259 196H260V195H259ZM20 197H22V196H20ZM41 197H43V195H42ZM77 197H78V196H77ZM104 197H105V196H104ZM113 197H114V196H113ZM116 197H117V199L120 198V197L118 198V195H117ZM116 197H115V198H116ZM126 197H127V196H125V198H126ZM132 197H133V196H132ZM134 197H135V196H134ZM194 197H195V196H194ZM197 197H198V196H197ZM205 197H206V196H205ZM205 197H204L205 200L208 199V198H205ZM207 197H208V195H207ZM210 197H211V196H210ZM227 197H228V196H227ZM237 197H236V199H237ZM245 197H246V196H245ZM247 197H248V195H247ZM49 198H50V197H49ZM85 198H86V197H85ZM115 198H114V199H115ZM127 198H131V197H127ZM146 198H147V197H146ZM150 198H151V197H150ZM159 198H158V199H159ZM175 198H177V197H175ZM184 198H185V196H184ZM184 198H183V200H184ZM220 198L222 199V195L220 196ZM223 198H224V197H223ZM230 198H231V197H230ZM232 198H233V197H232ZM239 198H240V196H239ZM239 198H238V200H239ZM258 198H259V197H258ZM260 198H261V197H260ZM262 198H264V197H262ZM25 199H26V198H25ZM89 199H90V198H89ZM96 199H98V198H96ZM111 199H113V198L111 197ZM111 199H110V200H111ZM117 199H116V200H117ZM123 199H124V198H123ZM135 199H136V198H135ZM138 199H139V198H138ZM144 199H145V198H144ZM144 199H143V200H144ZM147 199H148V198H147ZM156 199H157V198H156ZM164 199H165V198H164ZM167 199H168V198H167ZM173 199H174V198L172 197V200H173ZM178 199H179V198H178ZM178 199H177V200H178ZM195 199H196V198H195ZM200 199H201V196H200ZM200 199H199V201L201 202ZM202 199H203V198H202ZM209 199H210V198H209ZM209 199H208V200H209ZM218 199H219V198H218ZM221 199H220V200H221ZM227 199H228V198H227ZM234 199H235V198H234ZM241 199H242V198H241ZM241 199H240V200H241ZM17 200H19V199H17ZM26 200H28V199H26ZM90 200H91V199H90ZM90 200H89V201H90ZM93 200H94V199H93ZM107 200H108V199H107ZM132 200H133V199H132ZM132 200H131V201H132ZM149 200H150V199H149ZM152 200H153V198H152ZM220 200H219V201H220ZM228 200H229V199H228ZM232 200H233V199H232ZM247 200L250 201L249 199H247ZM256 200H258V199H257V196H256ZM28 201H29V200H28ZM37 201H38V199H37ZM74 201H75V200H74ZM79 201H80V200H79ZM91 201H92V200H91ZM96 201H97V200H96ZM108 201H109V200H108ZM118 201H119V200H118ZM121 201H122V200H121ZM128 201H129V200H128ZM134 201H135V200H134ZM146 201H147V200H146ZM153 201H154V200H153ZM180 201H182V199H181ZM184 201H185V200H184ZM194 201H195V202H194ZM194 201H193V202L196 203L197 200H194ZM199 201H198V202H199ZM202 201H203V200H202ZM222 201H223V200H222ZM224 201L226 202L225 198H224ZM241 201H243V199H242ZM244 201H245V200H244ZM244 201H243V202H244ZM258 201H259V200H258ZM258 201H257V203H258ZM262 201H264V199H262ZM21 202H22V201H21ZM23 202H24V201H23ZM25 202H26V201H25ZM25 202H24V203H25ZM56 202H57V201H55V203H56ZM68 202H70V201H68ZM93 202H94V201H93ZM113 202H114V201H113ZM113 202H111V203H113ZM124 202H125V200H124ZM149 202H150V201H149ZM149 202L147 201V203H149ZM154 202H155V201H154ZM154 202H153L152 204H154ZM161 202H162V201H161ZM161 202H160V203H161ZM174 202H176V201H174ZM177 202H178V201H177ZM177 202H176V203H177ZM186 202L188 203V200L185 201V204H186V206H187V203H186ZM189 202H191V200H190ZM200 202H199V203H200ZM203 202H204V201H203ZM208 202H209V201H208ZM217 202H218V201H217ZM220 202H221V201H220ZM227 202H228V201H227ZM234 202H236V200H234ZM253 202H254V201H253ZM253 202H252V204H254ZM57 203H59V202H57ZM120 203H121V202H120ZM120 203H119V205L121 206L122 203H121V204H120ZM129 203H130V202H129ZM134 203H135V202H134ZM137 203H138V202H137ZM157 203H158V202H157ZM176 203H175V204H176ZM205 203H206V201H205ZM209 203H210V202H209ZM241 203H242V202H241ZM245 203H248V202L245 201ZM245 203H244V204H245ZM255 203H256V202H255ZM257 203H256V204H257ZM19 204H20V203H19ZM34 204H35V203H34ZM40 204H41V203H40ZM94 204H96V203L94 202ZM102 204H103V203H102ZM107 204H108V203H107ZM130 204H131V203H130ZM149 204H150V203H149ZM152 204H151V205H152ZM161 204H164V205H165L164 202L161 203ZM180 204H181V203H180ZM190 204H191V203H190ZM220 204H221V203H220ZM231 204L234 205L235 203L231 202ZM248 204H249V203H248ZM26 205H28V204L26 203ZM67 205H68V204H67ZM114 205H115V204H114ZM131 205H132V204H131ZM137 205H138V204H137ZM141 205H142V204H141ZM141 205H140V206H141ZM143 205H144V204H143ZM146 205H147V204H146ZM146 205L143 206V207H146ZM155 205H156V204H155ZM159 205H160V204H158V206H159ZM171 205H172V201H171ZM177 205H178V204H177ZM181 205H182V204H181ZM188 205H189V203H188ZM192 205H194V204L192 203ZM202 205H204V203H203ZM208 205H209V204H208ZM222 205H223V204H222ZM228 205H230V204H228ZM236 205H237V204H236ZM236 205H234V206H236ZM254 205H255V204H254ZM261 205H262V204H261ZM13 206H14V205H13ZM33 206H34V205H33ZM33 206H32V207H33ZM78 206H79V205H78ZM94 206H95V205H94ZM97 206H98V205H97ZM104 206H105V205H104ZM117 206H118V205H117ZM117 206H116V208H117ZM129 206H130V205H129ZM135 206H136V203H135ZM165 206H166V205H165ZM165 206H164V207H165ZM173 206H175V205H173ZM178 206H179V205H178ZM183 206H184V205H183ZM195 206H196V205H195ZM237 206H238V205H237ZM239 206H240V205H239ZM249 206H250V204H249ZM255 206H256V205H255ZM258 206H259V205H258ZM67 207H68V206H67ZM105 207H106V206H105ZM124 207H126V206L124 205ZM127 207H128V206H127ZM198 207H199V209H200L199 204H198ZM198 207H194V206H193L192 210L195 209V208L197 209ZM201 207H202V206H201ZM222 207H223V206H222ZM230 207H232V206H230ZM230 207H229L228 209H230ZM242 207H244V205H242ZM242 207H241V208H242ZM246 207H247V206H246ZM246 207H244V208H246ZM80 208H81V207H80ZM80 208H79V209H80ZM98 208H99V206H98ZM106 208H107V207H106ZM109 208H111V207H109ZM120 208H121V207H120ZM129 208H130V207H129ZM132 208H133V207H132ZM132 208H131V209H132ZM141 208H142V206H141ZM173 208H174V207H173ZM175 208H176V207H175ZM181 208H182V209H184V208L189 209V207H188V208H187V207H184V208L181 207ZM219 208H220V207H219ZM235 208H236V207H235ZM254 208H255V207H254ZM124 209L126 210V208H124ZM133 209H134V208H133ZM133 209H132V210H133ZM144 209H146V208H144ZM157 209H158V208H157ZM159 209L161 210V207H159ZM167 209H168V208H166V211H167ZM190 209H191V207H190ZM190 209H189V210H190ZM199 209H198V210H199ZM225 209L227 210V205H226V208H225ZM250 209H251V208H249L248 211H249ZM257 209H258V208H257ZM260 209H261V208H260ZM13 210H14V209H13ZM87 210H88V209H87ZM108 210H109V209H107V212H108ZM132 210H131V211H132ZM134 210H135V209H134ZM140 210H141V209H140ZM164 210H165V208H164ZM164 210H163V211H164ZM169 210H170V209H169ZM169 210H168V211H169ZM180 210H181V209H180ZM180 210H178V211H180ZM192 210H190V211H192ZM198 210H196L197 213H198ZM200 210L202 211V208H201ZM203 210H204V209H203ZM223 210H224V207H223ZM233 210H234V209H233ZM242 210H243V208H242ZM242 210H241V211H242ZM246 210H247V208H246ZM74 211H75V210H74ZM77 211H78V210H77ZM122 211H123V210H122ZM136 211H137V210H136ZM138 211H139V210H138ZM138 211H137V213H138ZM141 211L146 212L145 210H143V208H142ZM141 211H139V213H141ZM156 211H157V210H156ZM161 211H162V210H161ZM163 211H162V212H163ZM174 211H175V209H174ZM176 211H177V210H176ZM176 211H175V213H177ZM181 211H182V210H181ZM184 211H186V210H184ZM196 211H195V213H196ZM224 211H225V210H224ZM238 211H239V210H238ZM238 211H236V212L238 213ZM251 211L254 212L253 208L250 210V212H251ZM78 212H80V211H78ZM123 212H124V211H123ZM133 212H135V211H133ZM186 212H187V211H186ZM188 212H189V211H188ZM192 212H194V210H193ZM192 212H191V214H192ZM199 212H200V211H199ZM226 212H228V211H226ZM233 212H234V211H233ZM239 212H240V211H239ZM253 212H252V213H253ZM255 212H257V211H255ZM258 212H259V209H258ZM19 213H20V212H19ZM23 213H24V212H23ZM90 213H91V212H90ZM93 213H94V212H93ZM120 213H122V212H120ZM130 213L132 214V212H130ZM130 213H129V214H130ZM142 213H143V212H142ZM142 213H141V214H142ZM146 213H147V212H146ZM146 213H144V217L146 216V215H145ZM160 213H161V212H160ZM163 213H164V212H163ZM170 213H171V212H169L168 215H170ZM173 213H174V212H173ZM178 213H179V215H177L178 217H179L180 215L184 216V213H183V212H178ZM180 213H183V214H180ZM201 213H202V212H201ZM223 213H224V212H223ZM228 213H230V212H228ZM245 213H246V211H245ZM259 213H260V212H259ZM108 214H109V212H108ZM112 214H113V213H112ZM112 214H110V215H112ZM129 214L127 215V217L129 216ZM131 214H130V216L134 215V214H132V215H131ZM151 214H152V213H151ZM151 214H150V215H151ZM154 214H155V213H154ZM164 214H166V213H164ZM198 214H199V213H198ZM198 214H197V215H198ZM226 214H227V213H224V216H226ZM230 214H232V213H230ZM241 214H243V213H241ZM241 214H240L239 216H241ZM246 214H247V213H246ZM246 214H245V216H247ZM257 214H258V213H257ZM30 215H31V214H30ZM78 215H79V214H78ZM89 215H90V214H89ZM115 215H118V214H115ZM125 215H126V214H125ZM136 215H137V214H136ZM142 215H143V214H142ZM152 215H153V214H152ZM161 215H162V213H161ZM166 215H167V214H166ZM187 215H188V214H187ZM189 215H190V214H189ZM192 215H194V214H192ZM195 215H196V214H195ZM197 215H196V216H197ZM222 215H223V214H222ZM233 215H234V214H233ZM233 215H232V217H235V215H234V216H233ZM250 215H253V214L250 213ZM250 215H249V216H250ZM259 215H262L261 217L264 218V214H261V213H260ZM73 216H74V215H73ZM101 216H103V215H101ZM106 216H108V215H105V217H106ZM139 216H140V215H139ZM148 216H149V214H148ZM177 216H176V217H177ZM190 216H191V215H190ZM196 216H195V219H196ZM227 216L230 217V215H227ZM237 216H238V215H237ZM239 216H238V217H239ZM254 216H255V215H254ZM254 216H252V217H254ZM257 216H258V215H257ZM38 217H39V216H38ZM81 217H82V216H81ZM91 217H92V216H91ZM91 217H90V218H91ZM120 217H121V215H120ZM137 217H138V216H137ZM146 217H147V216H146ZM150 217H151V216H150ZM184 217H185V216H184ZM187 217H188V216H187ZM198 217H199V216H198ZM219 217H220V216H219ZM241 217H243V216H241ZM72 218H73V217H72ZM82 218L84 219V217H82ZM82 218H81V219H82ZM123 218H124V217H123ZM138 218H139V217H138ZM142 218H143V216H142ZM147 218H148V217H147ZM153 218H154V215H153ZM180 218H182V217H179V219H180ZM185 218H186V217H185ZM201 218H202V216H201ZM206 218H207V217H206ZM212 218H213V217H212ZM226 218H227V217H226ZM226 218H225V219H226ZM244 218H245V217H244ZM247 218H248V217H247ZM250 218H251V217H250ZM255 218H256V217H255ZM35 219H36V218H35ZM93 219H94V217L92 218V220H93ZM105 219H107V218H105ZM108 219H109V218H108ZM155 219H157V218H155ZM155 219H153V220H155ZM158 219H159V218H158ZM190 219H191V218H190ZM192 219H193V218H192ZM202 219H203V218H202ZM217 219H219V218H217ZM225 219H224V220H225ZM230 219H231V218H230ZM235 219L238 220V218H235ZM235 219H234V220H235ZM251 219H252V218H251ZM251 219H250V220H251ZM30 220H31V219H30ZM38 220H39V218H38ZM123 220H124V219H123ZM127 220H128V219H127ZM138 220H139V219H138ZM140 220H141V219H140ZM153 220H152V222H153ZM180 220H181V219H180ZM180 220H178V221H180ZM204 220H207V219H204ZM204 220H203V221H204ZM209 220H210V222H212L211 219H209ZM209 220H208V221H209ZM241 220H242V219H241ZM245 220H246V218H245ZM247 220H249V219H247ZM247 220H246V221H247ZM252 220H253V219H252ZM256 220H258V219L256 218ZM19 221H20V220H19ZM23 221L25 222V220H23ZM85 221H86V220H85ZM87 221H88V220H87ZM119 221H120V220H119ZM125 221H126V220H125ZM133 221H134V220H133ZM142 221H144V219H142ZM146 221H148V219H147ZM162 221H163V220H162ZM162 221H161V222H162ZM164 221H166V220H164ZM171 221H172V219H171ZM176 221H177V220H176ZM182 221H183V220H182ZM182 221H181V222H182ZM193 221H194V220H193ZM203 221H202V222H203ZM208 221H207V222H208ZM216 221H217V220H216ZM222 221H223V220H222ZM238 221H239V220H238ZM242 221H244V219H243ZM242 221H241V222H242ZM246 221H244V222H246ZM36 222H37V221H35V223H36ZM90 222H91V221H90ZM110 222H111V221H110ZM122 222H124V221H122ZM134 222H135V221H134ZM139 222H140V221H139ZM166 222H167V221H166ZM181 222H179V223H181ZM186 222H187V220H186ZM189 222H190V221H189ZM191 222H192V221H191ZM197 222H198V221H197ZM199 222H200V221H199ZM199 222H198V223H199ZM204 222H206V221H204ZM210 222H208V223H210ZM223 222H224V221H223ZM223 222H222V223H223ZM226 222H227V220H226ZM231 222H232V224H233L234 221L232 220ZM244 222H243V223H244ZM247 222L249 223L250 221H247ZM254 222H256V221L254 220ZM254 222H253V223H254ZM86 223H89V222H86ZM94 223H95V221H94ZM118 223H119V222H118ZM143 223H144V222H143ZM150 223H151V221H150ZM169 223H170V222H169ZM176 223H178V222H176ZM176 223H175V224H176ZM193 223H194V222H193ZM214 223H215V222L212 223L213 226H214ZM3 224H4V223H3ZM37 224H38V223H37ZM108 224H109V223H108ZM139 224H140V223H139ZM156 224H157V223H156ZM156 224H155V226H156ZM194 224H195V223H194ZM201 224H202V223H200V225H198V226H202ZM217 224H218V223H217ZM223 224L225 225V222H224ZM235 224H237L236 221H235ZM235 224H234V225H235ZM240 224H241V223H240ZM245 224H246V223H245ZM245 224H243V226H244ZM250 224H252V222H251ZM25 225H26V224H25ZM113 225H115V224H113ZM116 225H117V223H116ZM119 225L121 226V225H123V224H122V223H121V224L119 223ZM119 225H117V226L119 227ZM125 225H126V223H125ZM152 225H154V224H152ZM163 225H164V223H163ZM168 225H169V224H167V226H168ZM178 225H179V224H177V226H178ZM185 225H186V224H185ZM185 225H184V226H185ZM188 225H189V224H188ZM190 225H191V224H190ZM192 225H193V224H192ZM195 225H196V224H195ZM224 225H223V228H224ZM227 225H228V224H227ZM227 225H226V226H227ZM237 225H238V224H237ZM252 225H253V224H252ZM260 225H261V224H260ZM18 226H20V225H18ZM108 226H109V225H108ZM108 226H107V228H110V229H108V230H112V232H114V229H111V227H108ZM134 226H135V225H134ZM138 226H139V225H138ZM141 226H142V225H141ZM164 226H165V225H164ZM169 226H170V225H169ZM177 226H176V227H177ZM180 226H181V225H180ZM180 226H178V227H180ZM193 226H194V225H193ZM206 226H207V225H206ZM211 226H212V225H211ZM243 226H242V227H243ZM247 226H249V225H247ZM254 226H256V225H254ZM9 227H11V225H9ZM105 227H106V226H104V229H105ZM114 227H115V226H113V228H114ZM126 227H127V226H126ZM172 227H173V226H172ZM176 227L174 226L175 230L177 229ZM196 227H197V226H196ZM202 227H203V226H202ZM204 227H205V225H204ZM216 227H217V225H216ZM221 227H222V226H221ZM234 227H235V226H234ZM239 227L242 229L241 226H239ZM252 227H253V226H252ZM252 227H250V228H252ZM257 227L259 228V226H257ZM257 227H253V228H257ZM119 228H120V227H119ZM130 228H131V226H130ZM132 228H133V226H132ZM138 228H139V227H138ZM145 228H147V226H145ZM157 228H158V227H157ZM187 228H188V227H187ZM187 228H186V229H187ZM191 228H192V227H191ZM191 228H189V229L191 230ZM193 228H195V227H193ZM199 228H201V227H199ZM213 228H214V227H213ZM213 228H211V229H213ZM217 228H218V227H217ZM217 228H215V229H217ZM219 228H220V227H219ZM219 228H218V230H219ZM227 228H228V227H227ZM235 228H236V227H235ZM244 228H245V226H244ZM244 228H243V229H244ZM253 228H252V229H249V228L246 227V229H249V230H250L249 232H251V230H253ZM57 229H59V228H57ZM70 229H71V228H70ZM73 229H74V227H73ZM93 229H94V228H93ZM104 229H103V230H104ZM125 229H127V228H125ZM125 229H124V231H125ZM197 229H198V228H197ZM201 229H202V228H201ZM203 229H204V228H203ZM203 229H202V230H203ZM220 229H221V228H220ZM224 229H225V228H224ZM236 229H237V228H236ZM259 229H260V228H259ZM259 229H258V230H259ZM1 230H2V229H1ZM17 230H18V229H17ZM38 230H39V229H38ZM128 230H129V229H128ZM142 230H143V229H142ZM149 230H150V229H149ZM154 230H155V229H154ZM168 230H169V229H168ZM168 230L166 231V229H165V233L168 232ZM181 230H182V229H181ZM190 230H189V232H190ZM195 230H196V229H195ZM195 230H194V231H195ZM254 230H255V229H254ZM258 230L256 229V232H257ZM261 230H262V229H261ZM39 231H40V230H39ZM39 231H38V232H39ZM44 231H45V230H44ZM58 231H60V230H58ZM105 231H107V230H105ZM130 231H131V230H130ZM156 231L159 233L160 229H159V231H158V230H156ZM182 231H183V233H184V231H187V232H188V229L185 230V228H184ZM229 231H230V230H229ZM234 231H235V230H234ZM25 232H26V231H25ZM103 232H104V231H103ZM107 232H108V231H107ZM110 232H111V231H110ZM127 232H128V231H127ZM153 232H154V231H153ZM170 232H171V231H169V234H170ZM191 232H193V230H191ZM191 232H190V233H191ZM196 232L199 233L200 230H199V231L196 230ZM201 232H203V231H201ZM213 232H214V231H213ZM217 232H218V231H217ZM236 232H238V229H237ZM236 232H234V233H236ZM240 232H241V231H240ZM256 232H255V233H256ZM259 232H260V230H259ZM259 232H258V233H259ZM261 232H264V231H261ZM261 232H260V234H262ZM128 233H129V232H128ZM128 233H127V234H128ZM163 233H164V232H163ZM165 233H164V234H165ZM174 233H175V232H174ZM181 233H182V232H181ZM204 233H205V232H204ZM206 233H207V232H206ZM214 233H215V232H214ZM221 233H222V232H221ZM227 233H228V231H227ZM231 233H232V232H231ZM241 233H242V232H241ZM244 233H245V232H244ZM251 233H252V232H251ZM105 234H106V233H105ZM108 234H109V233H108ZM129 234H130V233H129ZM153 234H154V233H153ZM175 234H176V233H175ZM192 234H193V233H191V235H190L191 237H192ZM219 234H220V231H219ZM229 234H230V233H229ZM236 234H238V233H236ZM236 234H234V235H236ZM253 234H254V232H253ZM10 235H11V234H10ZM62 235H63V233H62ZM112 235H113V233H112ZM131 235H132V234H131ZM138 235H139V234H138ZM138 235H136V236H138ZM188 235H189V233H188ZM193 235H194V234H193ZM207 235H209V234H207ZM213 235H214V234H211L212 238H213ZM222 235H223V234H222ZM222 235H218V236H222ZM232 235H233V234H232ZM232 235H231V236H232ZM245 235H246V234H245ZM16 236H17V235H16ZM54 236H55V235H54ZM64 236H65V234H64ZM67 236H68V235H67ZM113 236H114V235H113ZM125 236H126V235H125ZM136 236H135V237H136ZM149 236H151V235H149ZM152 236H153V235H152ZM177 236H178V235H177ZM180 236H181V235H180ZM184 236H185V235H184ZM184 236H183V234H182V237H184ZM202 236H203V235H202ZM205 236H206V235H205ZM209 236H210V235H209ZM224 236H225V235H224ZM228 236H229V235H228ZM231 236H229L228 238L230 239ZM239 236H240V233H239ZM242 236H243V235H241V237H242ZM250 236H251V234H250ZM49 237H50V236H49ZM89 237H90V236H89ZM121 237H122V236H121ZM121 237H120V238H121ZM129 237H130V236H129ZM154 237H155V236H154ZM162 237H163V236H162ZM182 237H181V238H182ZM188 237H189V236H188ZM225 237H227V235H226ZM241 237H239V238L236 237V238H237V239H240V241H242L244 244H246L247 241H246V243H245L244 240H241ZM259 237H260V235H259ZM259 237H257L256 239H258ZM35 238H36V237H35ZM37 238H38V237H37ZM83 238H84V237H83ZM110 238H112L111 235H110L109 239H110ZM127 238H128V237H127ZM157 238H158V237H157ZM166 238H167V237H166ZM181 238H180V239H181ZM193 238H194V237H193ZM198 238H200V237H198ZM198 238H194V239H196V241H195L194 239H193V240H194L195 242H197V239H198ZM207 238H209V237H207ZM212 238H211V240H212ZM217 238H218V237H217ZM222 238H223V237H222ZM232 238H233V237H232ZM244 238H245V237H243L242 239H244ZM251 238H252V237H251ZM251 238H250V239H251ZM253 238H254V237H253ZM253 238H252V239H253ZM260 238H261V241H262V238H264V237H260ZM18 239H20V238H18ZM21 239H22V238H21ZM44 239H45V238H44ZM46 239H47V238H46ZM116 239H117V236H116ZM132 239H133V238H132ZM150 239H151V238H150ZM158 239H159V238H158ZM200 239H202V238H200ZM203 239H205V238H203ZM214 239H216V238L214 237ZM224 239H226V238H224ZM224 239H221V240H224ZM4 240H5V239H4ZM61 240H62V239H61ZM122 240H123V239H122ZM133 240H134V239H133ZM154 240L156 241V239H154ZM182 240H183V239H182ZM186 240H187V239H186ZM190 240H191V238H190ZM193 240H191V244H192V241H193ZM206 240H207V239H206ZM219 240H220V239H219ZM221 240H220V241H221ZM35 241H36V240H35ZM110 241H111V239H110ZM112 241H114V239H112ZM157 241H159V240H157ZM175 241H176V239H175ZM233 241H235V243H236V240L233 239ZM253 241H254V240H253ZM255 241H256V240H255ZM9 242H10V241H9ZM14 242H15V240H14ZM121 242H122V241H121ZM135 242H136V241H135ZM161 242H162V241H161ZM181 242H182V241H181ZM184 242H185V241L183 240V243H184ZM186 242H188V241H186ZM200 242H202V241H200ZM203 242H204V241H203ZM206 242L208 243L209 241H206ZM206 242H205V243H206ZM212 242H215V240L212 241ZM216 242H217V240H216ZM249 242H250V241H249ZM251 242H252V241H251ZM251 242H250V243H251ZM258 242H260V241H258ZM110 243H111V242H110ZM114 243H117V242H114ZM123 243H124V242H123ZM123 243H122V244H123ZM129 243H131V242H129ZM132 243H134V241H133ZM140 243H141V242H140ZM177 243H178V242H177ZM188 243H189V242H188ZM193 243H194V242H193ZM197 243H198V242H197ZM205 243H204V244H205ZM224 243H225V241L222 243V245H224ZM226 243H227V242H226ZM230 243H231V242H230ZM135 244H136V243H135ZM165 244H166V243H165ZM178 244H179V243H178ZM200 244H201V243H200ZM200 244H199V245H200ZM202 244H203V243H202ZM209 244H210V243H208L207 245H209ZM213 244H214V243H212V245H213ZM227 244H228V243H227ZM241 244H242V243H241ZM255 244H256V243H255ZM255 244H254L252 247H255V246H256ZM16 245L18 246V244H16ZM45 245H46V244H45ZM112 245H113V244H112ZM128 245H130V244H128ZM161 245H162V243H161ZM175 245H177L176 242H175ZM181 245H183V244L181 243ZM192 245H195V244H192ZM216 245H219V248H220V244H216ZM228 245H229V244H228ZM228 245H227V246H228ZM231 245H232V244H231ZM233 245H235V244H233ZM236 245L238 246L237 243H236ZM236 245H235V246H236ZM247 245H249V244H247ZM259 245H261V244H259ZM262 245H264V244H262ZM1 246H2V245H1ZM76 246H77V245H76ZM131 246H133V245L131 244ZM168 246H169V245H168ZM190 246H191V245H190ZM195 246H196V245H195ZM205 246H206V244H205ZM229 246H230V245H229ZM237 246H236V247H237ZM241 246H242V245H241ZM250 246H251V245H250ZM257 246H258V245H257ZM56 247H57V246H56ZM141 247H142V246H141ZM164 247H165V246H164ZM183 247H185V246H183ZM210 247H211V246H209V248H210ZM231 247H232V246H230V248H231ZM238 247H239V246H238ZM36 248H37V247H36ZM148 248H149V247H148ZM175 248L177 249V246H175ZM178 248H180V247L178 246ZM185 248H186V247H185ZM188 248H189V247H188ZM206 248H207V246H206ZM206 248H205V249H206ZM225 248H226V247H225ZM225 248H224V249H225ZM243 248H245V246H243ZM2 249H3V247H2ZM2 249H1V251H3ZM7 249H9V248H7ZM154 249H155V248H154ZM160 249H162V248H160ZM170 249H171V248H170ZM176 249H175V251H178V250H176ZM181 249H182V248H181ZM186 249H187V248H186ZM191 249H192V248H191ZM193 249H194V248H193ZM196 249H197V248H196ZM198 249H199V247H198ZM203 249H204V248H203ZM241 249H242V248H241ZM245 249H246V250H247V249L249 250L248 247L245 248ZM245 249L243 250V253H244ZM251 249H252V248H251ZM256 249H257V248H256ZM258 249H259V247H258ZM258 249H257V251H258ZM261 249H262V248H261ZM261 249H260V250H261ZM22 250H23V249H22ZM113 250H114V249H113ZM120 250H121V249H120ZM120 250H119V251H120ZM130 250H131V248H130ZM145 250H146V249H145ZM149 250H150V249H149ZM151 250H152V249H151ZM162 250H163V249H162ZM164 250H165V248H164ZM168 250H169V247H168ZM182 250H185V249L183 248ZM189 250H190V248H189ZM207 250H208V249H207ZM210 250H211V249H210ZM213 250H214V249H213ZM221 250H222V248H221ZM236 250H237V249H236ZM248 250L246 251V253L248 252ZM38 251H39V249H38ZM119 251H118V252H119ZM126 251H127V250H126ZM152 251H153V250H152ZM156 251H157V250H156ZM170 251H171V250H170ZM173 251H174V250H173ZM191 251H192V250H191ZM191 251H190V252H191ZM197 251H198V250H197ZM199 251H200V250H199ZM204 251H205V250H204ZM208 251H209V250H208ZM211 251H212V250H211ZM224 251H225V250H224ZM238 251H239V249H238ZM18 252H19V251H18ZM20 252H21V251H20ZM153 252H154V251H153ZM193 252H194V251H193ZM195 252H196V251H195ZM195 252H194V253H195ZM233 252H234V251H233ZM235 252H237V251H235ZM252 252H253V251H252ZM255 252H256V250L254 251V253H255ZM28 253H29V252H28ZM32 253H33V252H32ZM40 253L42 254V252H40ZM174 253H175V252H174ZM177 253H178V252H177ZM185 253H186V252H185ZM185 253H183V254L185 255ZM191 253H192V252H191ZM198 253H199V252H198ZM200 253H201V252H200ZM200 253H199V255H200ZM204 253H205V252H204ZM209 253H210V252H209ZM224 253H228V251H227V252L225 251ZM239 253H240V252H239ZM239 253H237V254H239ZM241 253H242V252H241ZM257 253H258V252H257ZM24 254H25V253H24ZM111 254H112V253H111ZM140 254H141V253H140ZM147 254H148V253H147ZM196 254H197V252H196ZM201 254H202V253H201ZM207 254H208V253H207ZM207 254H206V255H207ZM220 254H221V253H220ZM260 254H261V252H260ZM6 255H7V254H6ZM25 255H26V254H25ZM46 255H47V254H46ZM97 255H98V254H97ZM100 255H102V254H100ZM117 255H118V254H117ZM119 255H121V254H119ZM165 255H166V254H165ZM189 255L191 256V254H189ZM208 255H209V254H208ZM208 255H207V256H208ZM223 255H224V254H223ZM223 255H222V256H223ZM227 255H228V254H227ZM232 255H233V254H232ZM232 255H230V256H232ZM235 255H236V254H235ZM243 255H244V254H243ZM247 255H248V254H247ZM251 255H253V253H251ZM256 255L258 256V254H255V256H256ZM10 256H11V255H10ZM15 256H16V255H15ZM19 256H20V255H19ZM21 256H23V255H21ZM83 256H84V255H83ZM103 256H104V255H103ZM143 256H144V255H143ZM154 256H155V255H154ZM156 256H158V255H156ZM156 256H155V257H156ZM174 256H175V255H174ZM193 256H194V255H193ZM193 256H191V257H193ZM203 256H205V254H203ZM212 256H213V255H212ZM212 256H211V257H212ZM218 256H219V255H218ZM218 256H217V257H218ZM233 256H234V255H233ZM257 256H256V257H257ZM261 256H264V255L261 254L260 257H261ZM5 257H6V256H5ZM23 257H24V256H23ZM119 257H120V256H119ZM133 257H134V256H133ZM176 257H177V256H176ZM197 257H198V256H197ZM215 257H216V255H215ZM225 257H227L226 254H225ZM236 257H237V256H236ZM240 257L243 258L242 255H241ZM252 257H254V256H252ZM258 257H259V256H258ZM260 257H259V259H261ZM12 258H13V257H12ZM97 258H98V257H97ZM101 258H102V257H101ZM110 258H111V257H110ZM156 258H157V257H156ZM200 258H201V256H200ZM209 258H210V255H209ZM220 258H221V256H220ZM223 258H224V256H223ZM233 258H234V257H233ZM233 258H232V259H233ZM245 258H246V257H245ZM2 259H3V258H2ZM98 259H99V258H98ZM108 259H109V258H108ZM193 259H194V258H193ZM197 259H198V258H197ZM206 259H208V257H207ZM214 259H215V258H214ZM217 259H218V258H217ZM228 259H230V258H228ZM255 259H256V258H255ZM262 259H264V258H262ZM43 260H44V259H43ZM131 260H132V259H131ZM158 260H159V259H158ZM189 260H190V259H189ZM199 260H200V259H199ZM204 260H205V258H204ZM215 260H216V259H215ZM219 260H220V259H219ZM221 260H222V258H221ZM223 260H224V259H223ZM226 260H227V259L224 260V263L226 262ZM233 260H234V259H233ZM244 260H246V259H243V262H244ZM247 260H248V256H247ZM256 260H258V259H256ZM2 261H4V260H2ZM45 261H46V260H45ZM101 261H102V259H101ZM106 261H107V260H106ZM128 261H129V260H128ZM140 261H141V260H140ZM172 261H173V260H172ZM178 261H179V260H178ZM190 261H191V260H190ZM192 261H193V260H192ZM192 261H191V262H192ZM195 261H196V260H195ZM234 261H235V260H234ZM248 261H249V260H248ZM260 261H262V260H260ZM49 262H50V260H49ZM49 262L46 261V263L43 262L42 264H48ZM161 262H162V260H161ZM193 262H194V261H193ZM202 262H205V261H203V258H202ZM211 262H212V259H211ZM230 262H231V259H230L229 263H230ZM239 262H240V261H239ZM239 262H238V263H239ZM241 262H242V261H241ZM241 262H240V263H241ZM253 262H254V261H253ZM256 262H259V261H256ZM106 263H107V262H106ZM129 263H131V262H129ZM183 263H184V262H183ZM198 263H199V262H198ZM226 263L229 264L228 262H226ZM232 263H233V261H232ZM246 263H247V262H246ZM27 264H28V263H27ZM99 264H100V263H99ZM155 264H156V263H155ZM157 264H159V263H157ZM163 264H164V263H163ZM172 264H173V263H172ZM176 264H177V263H176ZM192 264H193V263H192ZM199 264H202V263H199ZM203 264H204V263H203ZM206 264H209L208 261H206ZM212 264H213V263H212ZM215 264H218V263L215 262ZM220 264H223V263H220ZM233 264H235V263H233ZM236 264H237V263H236ZM241 264H242V263H241ZM247 264H250V262L247 263ZM255 264H259V263H255Z\"/></svg>",
    "mask_w": 264,
    "mask_h": 264
}]
</instances>
